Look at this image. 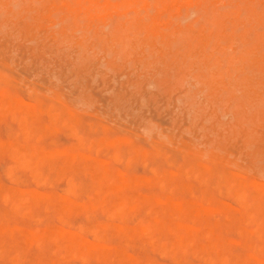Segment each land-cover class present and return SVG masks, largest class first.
Returning a JSON list of instances; mask_svg holds the SVG:
<instances>
[{
  "label": "rangeland",
  "instance_id": "rangeland-1",
  "mask_svg": "<svg viewBox=\"0 0 264 264\" xmlns=\"http://www.w3.org/2000/svg\"><path fill=\"white\" fill-rule=\"evenodd\" d=\"M19 1H21L22 3L21 2L19 3ZM24 1H26L25 3L27 5H24ZM47 1L46 0H39V1L38 0H29L27 2V0H0V16L4 15L3 17H0V31H1V33H0V51L3 52V53L0 52L1 53L0 55L2 57V58H0V64H3V65L8 64V65H6V68H7V66H9L10 68L9 69L5 68L4 71L6 70L7 74L9 75V73H10V75H11V77H9L10 75L8 76L7 74H5L6 72L4 73V71L2 69L5 66L1 65L0 70H2V71H0L1 72L0 73V77H1L0 78V85H2V83L4 84L6 81H8L7 77L11 78V80H13L12 77H14V78L16 77L19 80L18 81L16 79H14V82L16 83L15 87H14L13 81H12V84L10 83L11 81L8 82L10 84V86L8 84L9 88L7 86L8 90H10L9 93H7V91H8L7 89H5V92H4V90H2L3 88H5L4 85H7L6 84L7 82L3 85L4 87H2V89H0V95L1 96L3 95V92L6 94V96H4L5 94L2 96L1 102L2 101L3 102L1 103L2 105L0 104V135H1L0 136V142H1L0 143V152H2V153H0V193L2 192L0 194V228L2 229V230H0V245H2V246H0V249L4 248L5 250L3 249V251H1V252L7 253L6 257L2 253H0V255H1L0 258L1 259L4 258V260L0 259V264H18V263H16L17 258L19 260L18 262H21V264H22V262L24 264H39V263L40 264H93V263L94 264H96V263L97 264H107L108 261H109L108 264H147L148 262L150 264H174V263L175 264H181V263L182 264H207V262H208V264H211L213 262V260L215 262H217V264H226V262H228L227 264H255V263L257 264V261L259 262L258 264H264V262H263V260H264L263 259V257H264V216H263L264 215V207L263 206L264 205L262 204V202H264L263 201L264 200V198H263L264 197V190H263V188L255 190V188H261L264 186V174H263L264 173V171H263L264 170V168H263L264 167V135H263L264 134V96H263L264 95L263 94L264 93L263 92L264 91V51H263L264 50V27H263L264 26V0H222V1H224L222 3L219 0H209V1L208 0H204V1L200 0V1H197L198 3H196V1H195L189 5L186 4L187 7L185 6V4H180V5H178L179 8L177 6V8H178L177 10H176V7H174L172 4H170V5L168 4L165 7H163V8H166L168 6L166 8V10L163 8L162 9L160 8L161 11H159V12L157 11V10H159V6L155 5V3H154L156 0H154V2H153V0H150V1L147 0L146 1L147 4L145 5V7L140 8L141 13L144 15L145 12L148 10H149V12L154 11L155 13H159V14L161 13L160 15L162 17L165 16L166 18L165 17H163V18H165L167 20V21L165 20V23H163L164 25L163 24L160 25V27L162 25L166 26L165 28L162 26V28H164V30L161 28L160 31H157V32H151L150 30H149L150 32L149 31L146 32V30H143L145 28L141 27L142 25L139 27L134 26L135 28H134V30H132L133 27L131 26V23L129 24V22L126 21V18L129 17L130 14L128 16L124 15V17H123V15H121L122 13L110 12V14L105 16L106 20H104L105 17L103 19H101L100 17H97V16L89 17L88 15H86L84 10H82L83 8L80 6L73 5L74 7L72 6V10H69L67 7H64L63 4H59L58 2H60V1H58V0H56V2H54L52 0L51 1L47 0ZM240 1H243V2H240ZM41 2H43V3L40 6L39 3H41ZM217 2H219V3H217ZM33 3H37V5L33 4ZM150 3L153 5V7L151 6ZM10 4L11 5L15 4V5H13V7H12ZM21 4H23V6ZM193 4H195V5H193ZM230 4H232L233 7ZM19 5H21V6L19 7ZM50 5L52 7H50ZM192 5H193V7H191ZM223 5L225 8L223 7ZM53 6H54V8H53ZM240 6H242L245 10H247V11H245L246 13L244 12V9ZM257 6H259V7H257ZM17 7L20 10L22 8H24V10L27 9L28 13L26 11H24L23 9H22L23 11H19V10L17 11L16 10ZM31 7H37V9L34 10ZM140 7H143V6H140ZM194 7H195V9H194ZM13 8H15V10ZM57 8L61 11L62 10L64 11L66 9V11H64L66 13L69 10V13H67L66 15H68V16H69V14H71V15L69 17L67 16V18L64 19V17H66L65 13L63 14V12H62V14H61V11L55 12L56 10H58ZM78 8L80 10L79 12H81L80 14H82L83 16L78 15L79 14ZM181 8L184 10H186V9L187 10L184 11V10H181ZM202 8H204L206 10L204 11ZM3 9H5V11ZM12 9H13V11H12ZM30 9H31V13L28 11ZM196 9H199V12ZM240 10L242 13H240ZM14 11H16L17 13L19 12V15L16 14V15H18V17H16V15H15L16 12H14ZM42 11H44L43 14L41 13ZM9 12H10V14H9ZM20 12H23V13H20ZM59 12H60V15L58 14ZM82 12H84V13H82ZM169 12H170V14H169ZM185 12H187V13H185ZM204 12H205V14H204ZM228 12H229V14H230V12L232 14L229 15ZM36 13H38V15ZM51 13H53V14H51ZM73 13H75V16L73 15ZM118 13L120 14V16L118 15ZM177 13L180 15H177ZM8 14H9V16H14V17H11L13 22L11 19H9ZM27 14H28V16H27L28 18L25 19ZM29 14H30V16H29ZM46 14H47V16H46ZM167 14H169V15H167ZM188 14L190 15L189 18H187ZM197 14L198 15L200 14L201 16L199 15V17H198ZM239 14H240V16H239ZM63 15H64V17H63ZM76 15H78V16H76ZM208 15H209V17H208ZM48 16H50V19L48 18ZM79 16L81 17V19L79 18ZM210 16L212 19H210ZM215 16H216V18H215ZM21 17H23V18H21ZM31 17L32 18L35 17L36 21L34 20L35 18L32 20ZM76 17H78V18H76ZM190 17H192V18L190 19ZM57 18H58V21H61V19L63 20L62 21L63 25L61 24L62 22H58L55 20ZM68 18L70 19V21L65 22ZM75 18L77 20L79 19L78 20L79 24ZM115 18H117V19H115ZM171 18H174V19H171ZM198 18H199V22H197ZM8 19L10 21H8ZM16 19L19 20V22ZM202 19L203 20L206 19L205 22ZM28 20H29V22H28ZM121 20H123V21H121ZM225 20H226V22H225ZM261 20H263V21H261ZM30 21H31V23H30ZM96 21H98V23ZM102 21H104V22H102ZM168 21L170 22V25H169ZM213 21H214V23H213ZM41 22H43V24ZM80 22H82V23L80 24ZM106 22H107V24H106ZM108 22H110V23H108ZM166 22H167V24H166ZM172 22L174 25L173 24L171 25ZM184 22H185V25H182L181 23L184 24ZM195 22H197L198 25H196ZM217 22L219 24H217ZM227 22H228V24H227ZM19 23H21V25ZM54 23H55V25H58L59 28L57 26H55ZM73 23L76 26L75 31L76 32L78 31L79 33L73 32L74 31L73 29H75V26ZM121 23H122L123 27H122ZM18 24L21 26V28L22 27L23 28L20 29ZM64 24H66V25H64ZM77 24L79 25L78 27H77ZM111 24H113V27ZM114 24H115V26H114ZM180 24H181V26H180ZM193 24L196 25L197 27H193L194 26ZM207 24H208V27H207ZM216 24H217V26H216ZM259 24H261L262 29L257 30L256 28L259 27ZM52 25H53V30H52ZM68 25L70 27H72L71 29L73 31L70 29V27H68ZM48 26H50V27H48ZM60 26L63 27L62 30L60 29L61 28ZM169 26H171V27L169 28ZM220 26L223 28H221ZM240 26H242V27L239 28ZM12 27H13V30H11ZM15 27H16V29H15ZM17 27H19V30H17L18 29ZM37 27H38V29H37ZM64 27L66 28V31H65ZM103 27H104V29H103ZM124 27H126V28H124ZM167 27H168V29H167ZM172 27H174V28H172ZM9 28H10V30H9ZM34 28L37 29L38 31L35 30ZM178 28L182 29L181 30L182 32H179L180 30L178 31ZM225 28H227V30ZM2 29H4V31ZM41 29H43V30H41ZM115 29H117L119 31H117ZM82 30H84V31H82ZM105 30L110 31L112 33L107 32ZM142 30L144 31L143 33L146 32L145 36L142 33ZM204 30H206V31H204ZM63 31L65 33H67L65 36L68 40L66 38L64 39L65 33ZM90 31H91V33H90ZM125 31L127 32V34ZM199 31H200V33H199ZM235 31H238V32H235ZM44 32H45V36H44ZM46 32H47V34H46ZM178 32H179V34H178ZM186 32H188L187 35H186ZM219 32H221V33H219ZM243 32H246L247 34L243 35L241 38V34ZM58 33H60L61 35L58 36ZM81 33H83V34H81ZM89 33H90V35H89ZM129 33H131V36ZM133 33H136V34H133ZM138 33H139V35H138ZM154 33H155V36H153ZM157 33L159 34V37H157L158 36ZM180 33H182V34H180ZM184 33H185V36L183 35ZM211 33H213L212 34L213 35L212 41H211ZM217 33L219 35L218 37L216 36ZM249 33H251V35H253L251 38H250ZM23 34H25L24 37H23ZM35 34H37V36H35ZM70 34L74 37L70 38V36H71ZM225 34H227V39L222 40L223 39L222 37L225 36ZM67 35H68V37H67ZM87 35L90 38L92 37L91 35H93V37H92L93 40L88 38ZM149 35L152 37H150ZM206 35H208V37ZM47 36H49V37H47ZM53 36H56V37L58 36V37L53 38ZM84 36H85V38H84ZM97 36H98V38H95ZM111 36H112V39L111 38L110 39L112 41L109 39V37H111ZM133 36H134V38H132ZM237 36L239 37V39H237L238 42L235 39V38H238ZM32 37H34V38H32ZM80 37L84 38L83 39L84 42L80 41L81 40ZM105 37H107V38H105ZM125 37H129V38L131 37L130 40L132 42L129 40V38L127 40ZM178 37H180V38H178ZM94 38L99 40V42L101 40V42L98 44V41L95 40ZM116 38H118V39H116ZM120 38H122V39H120ZM188 38H190V39H188ZM44 39H46V40H44ZM70 39H71V41H70ZM176 39H179L178 43L176 42L177 41ZM241 39H243L244 41ZM90 40H92V42H90ZM118 40H121V41H118ZM126 40H127V42H126ZM192 40H194V41H192ZM202 40H203V43H202ZM137 41H138V43H137ZM179 41H181L182 43L180 44ZM185 41H186V43H185ZM218 41H221L222 43L218 42ZM248 41L250 42L249 44H248ZM58 42H60L61 44ZM89 42H90V44H93L97 49L93 45L90 46ZM115 42L118 45L116 44V46H115V44H114ZM121 42H122V44H119ZM159 42H162V43H159ZM163 42L166 43L167 45L164 44ZM191 42L193 43L192 46H191ZM245 42L247 43L246 46H245ZM77 43L78 44L83 43V45H81L82 47H80V45H78ZM176 43L178 45L179 44L180 45L179 46L176 45V47H174ZM207 43H208V45H207ZM223 43H224V46H223ZM231 43H233V44L230 46ZM239 43L242 44L241 47H240ZM243 43H244V45H243ZM84 44H85V46H84ZM95 44H97V45H95ZM100 44H102V46ZM119 45H121V46H119ZM146 45H147V48H146ZM171 45L172 46L174 45L173 46L174 49L172 48ZM209 45H210V49H209ZM227 46L228 47L230 46V48L227 49L226 48ZM262 46H263V48H262ZM14 47H15L16 51L14 50ZM104 47H106V48H104ZM108 47L111 48L110 51H108L109 50ZM87 48H90L93 50L92 51L90 50V53H89V51H87L89 49H87ZM99 48L100 49L102 48L103 50H100ZM260 48H262L263 50ZM22 49H23V52H22ZM115 49H117V50H115ZM164 49H165V51H164ZM178 49H180L182 51H180V50L178 51ZM256 49H258V50H256ZM42 50H44V51H42ZM81 50H83V51H81ZM154 50H156V51L154 52ZM166 50L168 53L166 52ZM214 50L218 51V53L220 52L221 53V54L219 53L220 55H222V54L223 55L220 56L217 52L214 53L213 52ZM230 50H232V51L234 50V51L232 52ZM236 50H238L239 52ZM247 50L250 51L249 52L250 55L246 54V53H248ZM259 50H260V52H257ZM86 51H87V53H85ZM183 51H184V53H183ZM235 51H236V53L237 52L238 53L235 54ZM109 52L111 53V55ZM151 52H152V54H150ZM185 52H187L186 56H185ZM188 52H189V54H188ZM226 52L228 53L227 55L225 54ZM13 53L15 55L16 54L17 55L15 56ZM42 53H44V54H42ZM155 53H156V55H155ZM170 53H171V55H170ZM85 54H87V55H85ZM106 54H108V55H106ZM118 54H119V56H118ZM126 54H128V55H126ZM148 54H150V56L148 57L149 60H148V58H146L148 56ZM244 54H246V55H244ZM252 54H253V56H251ZM10 55H12V56H10ZM65 55H66V57H65ZM113 55H114V57H113ZM193 55H196V56L193 57ZM178 56H179V58H178ZM182 56H183V58H182ZM211 56H213V57L211 58ZM241 56H244V57H241ZM186 57H188V58H186ZM222 57H224V59H222ZM12 58H13V60H12ZM77 58H79V59H77ZM80 58H83V59H80ZM181 58H182V60H181ZM225 58H227V61ZM3 59H6V60H3ZM186 59H188V61H186ZM23 60H25V61L23 62ZM151 60H153V61H151ZM222 60L224 61V63L226 61L225 65L222 62ZM5 61L9 62V63H5ZM12 61L14 63V64L12 63L13 66L10 63ZM157 61H158V64H157ZM168 61H169V63H168ZM170 61H172V62H170ZM2 62H4V63H2ZM74 62L75 63L77 62V63L75 64ZM140 62H141L142 67L140 66ZM159 62L160 63L162 62L161 63L162 66L160 65ZM213 63H216L215 67L212 66ZM20 64H22V65H20ZM170 64H172L174 67ZM222 64L224 65L225 69L223 66H220ZM165 65H167V66L165 67ZM229 65L232 66L231 70H229L231 68V67H229ZM244 65H247L246 70L249 68L254 69L253 71H252V69L251 70L249 69L252 75L250 74L249 70H247V71L245 70ZM171 67L175 68V69H170ZM212 67H214V68H212ZM222 67H223V70L226 71L225 75L227 77L226 76L224 77L225 71H223V72L221 71ZM243 67H244V69H243ZM219 68H220V70H219ZM193 69H195V71H193ZM233 69H235V70H233ZM190 71H191V73H190ZM206 71H208V72H206ZM232 71L233 72L235 71V72L233 73ZM240 72H241V74H240ZM232 73H233V75H232ZM206 74H208V76H206ZM237 74H240V75H237ZM176 76H177V78H176ZM22 78H23V81H22ZM232 78H234V79H232ZM30 79H31V81H30ZM177 79H178L180 85L177 82ZM179 79H181V80H179ZM158 80H161V81H158ZM259 80H260L261 84L258 83ZM148 81H150V82H148ZM166 81L169 83H166ZM18 82H19V86L20 85L23 86L24 83L25 84L28 82H31V83H28L29 85L23 86V89H22V87L21 88L19 87V89H20L19 90L18 89ZM20 83H22L23 85ZM28 86H30V87L32 86L31 89H28V88H30ZM25 87L26 88L28 87L27 88L28 92L26 91L27 94L25 92V90H27ZM35 88L37 90H35ZM52 88H54V89H52ZM32 89H34L36 92H34V90H32ZM29 91H30V93H29ZM56 91L58 92V95L55 94ZM201 91H204L205 94H204V92H201ZM33 92L35 93V97H36V95H38L37 98L39 100L37 99V101L38 102L40 101L42 103H38V102L33 101L34 97H33V95H31V93L33 94ZM37 92H39V94H36ZM48 92L49 93L51 92L50 96L48 95ZM40 93H42V96L44 95V97L47 96L46 99L43 98ZM8 94H10V98H9ZM54 94L57 96H55ZM218 94H219V96H218ZM39 95L41 96L42 100H40ZM53 95L55 97L59 96L58 98L60 100H57L58 98L54 99L55 97ZM48 96H49V98H48ZM20 97H22L27 103ZM205 97L207 98V100ZM233 97H237V99H235ZM81 98H83V99H81ZM10 99H11V102H10ZM48 99H49V101H48ZM45 100H47V101H45ZM61 100H62V102H61ZM64 100H66L68 103L66 102L67 103L66 104L64 102ZM6 101L8 102V105H7ZM28 102H30L31 107H30V104ZM49 102H50V104H49ZM216 102L219 103V104L217 103L218 106L215 105ZM260 102H262V106H260L261 105ZM14 103H16V104H14ZM52 103H55L56 106H54V104H52ZM5 104H6V106H5ZM13 104L16 106L13 107ZM51 104L55 107V109L52 107ZM213 104H214V107H213ZM21 105H22V108H21ZM72 105H75L77 107L72 106ZM194 105H196V106H194ZM208 105H209V107H208ZM250 105L253 106V109ZM23 107H25L28 110L22 111V109H25ZM212 107H213V109H212ZM229 107L231 110L229 109ZM250 107H251V109H250ZM206 108H207V110H206ZM10 109L13 110L14 112L13 111L11 112ZM39 109H41V110H39ZM68 109L72 112L67 111ZM197 109H199V110H197ZM203 109H205L206 111ZM31 110H33V111L31 112ZM147 110H148V112H147ZM4 111H7L8 115ZM8 111H10V113ZM18 111H20L21 113L19 114ZM16 112H18V113H16ZM28 112H30V113H28ZM55 112L56 113L58 112L59 114L58 113L55 114ZM205 112H207V113H205ZM199 113L202 115H199ZM17 114L19 116H17ZM26 114L28 115V118H27ZM47 114L50 116V119H49V116ZM54 114L58 115V120ZM196 114H197V116H196ZM20 115L22 116V120H24L23 122L25 124H23V122L20 118ZM100 115L102 117H104V119ZM6 117H8V121L6 120L7 119ZM35 117H36V119H35ZM201 117L203 119H201ZM206 117H208L209 119ZM62 118L65 121H63ZM12 119H14V120H12ZM20 120H21V122H19ZM49 120H51V121H49ZM192 120H194V121H192ZM35 121H37V122H35ZM61 121H62V124H61ZM196 121H198V122H196ZM217 121H218V123L220 122L219 123L220 125H218V123L217 124L215 123ZM4 122H8V124L5 123V124H7V125H5ZM63 122H65V123H63ZM192 122H194V123H192ZM205 122H208V124H206ZM244 122L247 123V125L243 124ZM9 123H11V125L14 126V128L19 126V124L23 125L24 127L26 126L27 128L25 127L26 128L25 130L28 131L27 133L29 135L26 133V131H24V129L23 130L17 129L16 132H14L13 127ZM195 123H196V126H195ZM201 123H203V124H201ZM233 123H235V125L236 126L238 125V126L234 127ZM32 124H33V126H32ZM56 124H58L59 126ZM224 124H226V125H224ZM8 125H9V128L12 130V132L10 131L9 128H6V127H8ZM37 125H39V126H37ZM44 125H47V126H44ZM48 125H49V127H48ZM152 125H154L153 127L155 129L158 128V130L157 129L153 130L154 128H152ZM201 125H202V127H201ZM23 126H22V128H24ZM29 126H31L32 128ZM56 126H58V127H56ZM99 126L101 127V130L103 129L102 131H100ZM147 126H149V128H147ZM104 127H105V129H104ZM197 127H198V129H197ZM200 127L202 128L203 131L201 130ZM19 128H21V127L19 126ZM29 128H30V130H29ZM204 128H206V129H204ZM211 128H213V129H211ZM84 129H86V130H84ZM108 129H110V130H108ZM141 129L144 131H142ZM150 129H151V131H150ZM182 130H184V131H182ZM22 131H24L23 134H22ZM29 131H31V132L33 131L32 132L33 134L30 133ZM148 131L150 134L147 133ZM204 131H205V133H204ZM9 132L12 133V136L5 134V133L10 134ZM144 132H146L147 134ZM16 133L19 135V137ZM170 133H171V135H169ZM213 133L214 134L216 133V134L214 135ZM223 133H224V137H223ZM80 134H82V135H80ZM136 134L138 136H136ZM24 135L26 136V138L28 137L27 140L25 139V137H23ZM144 135H146V136L140 137V136H144ZM148 135H150L149 138H148ZM192 135H195V136H192ZM205 135L207 136V138ZM29 136H31V137H29ZM33 136H35V137L39 136V138L37 137L38 141L33 139L34 138ZM51 136L53 139L51 138ZM117 136L122 137V140H121V138H118ZM153 136H154V139H156V138L157 139L154 140L152 138V140L157 142L156 143L157 145L159 144L158 146L156 145L157 147L154 146L155 148L151 146V145H153V143L155 144V142L152 140H148V139H151V137H153ZM165 136H166V138H164ZM178 136L181 137V140H180V137H178ZM123 137H125L127 139V141H125V138H123ZM159 137L160 138L162 137L161 138L162 142L160 141ZM176 137H177V139H176ZM195 137H199V138L197 139ZM231 137H234V139ZM171 138H173L175 141L173 139L171 140ZM182 139L185 141L182 142ZM237 139H238V141H237ZM102 140H103V142H102ZM107 140L109 143L107 142ZM157 140H159L160 142ZM214 140H215V142H214ZM11 141H12V143H11ZM92 141L95 143H92ZM176 141L178 142L177 144H176ZM180 141H181V143H180ZM187 141L188 142L193 141V142L187 143ZM212 141L214 142V146H213ZM230 141H232L231 142L232 144L230 143ZM7 142L9 144L10 143L11 144L9 145ZM104 142H106V143L104 144ZM119 142H121V143H119ZM123 142L126 145H124ZM194 143L196 145V146L194 145L195 147H193ZM121 144H122V146H121ZM131 144L133 146H135V144L137 145L135 147V149L132 147ZM187 144H189V145H187ZM248 144L250 147H252V149L251 148L248 149V147H249ZM250 144H252V145H250ZM114 145H116V147H117L116 150L114 149L116 151V153L113 151V149H111V151H113V152H111V153H113L111 155L110 148H114L115 147ZM123 145H124V147L125 146H128V147L124 148ZM161 145H163L164 148H161V147H163ZM170 145H172V146H170ZM208 145H209V147H208ZM107 146H110V147H107ZM121 147H122V149L124 148L125 151H123L124 150L123 149L122 150L123 152H122ZM130 147H132V148H130ZM206 147H208V148H206ZM210 147L214 150V154L212 155L214 158L213 157L210 158L211 154L213 153ZM221 147L223 149L222 151L225 150L226 152L220 151ZM11 148L12 149L16 148L14 150H17V155H14V153H12V151H14V150H12ZM21 148H23L24 150L22 151ZM39 148H40V150H39ZM128 148L131 149L133 152L131 150L128 151ZM177 148H179V149H177ZM187 148H189V149H187ZM193 148L195 149V151L194 150L190 151V149L192 150ZM229 148L230 149L232 148L233 150L232 149L230 150ZM94 149L96 150V153L94 152ZM145 149H146V151L144 152ZM155 149H157V150H155ZM103 150L106 152L105 153L106 155L103 154L104 152L102 153ZM117 150L121 151L123 154H121V152H120V154H121L120 155ZM137 150H139V152ZM141 150H143V151L141 152ZM160 150L162 151V153L160 152ZM97 151H98V153H97ZM127 151H128V153H127ZM130 151H131V153H130ZM157 151H159L160 153ZM163 151H164V154H163ZM165 151H168V152H166V154L169 153L170 156H169V154L166 156ZM173 151H175L174 154H172ZM176 151L178 152V155H177ZM215 151H218V152L216 153ZM188 152H189V156H190L189 160L187 159L189 157L187 155ZM192 152H193V154H192ZM256 152L260 155H258ZM141 153H143L145 155H143ZM151 153H153V155H151ZM158 153L160 155H157ZM196 153H198V154H196ZM203 153H204V155H203ZM244 153H247V154H244ZM135 154H138V155H135ZM205 154H206V156H205ZM221 154H223L224 156ZM20 155H24V159L28 162V164L25 162H22L20 160L18 161V156H20ZM49 155H51V156H49ZM91 155H93V156H91ZM154 155H156V156H154ZM164 155L167 158V160H166V158H164ZM214 155H216V157ZM220 155L224 157V158L222 157L223 158L222 160L220 158L221 157ZM241 155H242V157H241ZM249 155H251V156H249ZM86 156H88V157H86ZM110 156L113 157L115 161ZM147 156H149V157H147ZM151 156H153V157H151ZM160 156H162V157H160ZM171 156H173V158ZM178 156H179L180 160L182 159V157L183 158L186 157V158L184 160L182 159L183 161H180L178 159ZM208 156H209V159H208ZM226 156H228L229 159H230V157H232V156L233 157L229 160L228 158L226 159ZM30 157H31V159H30ZM95 157H96V159H95ZM108 157H110V158H108ZM117 157H120V159L118 158L120 161L118 159H116ZM134 157H136L138 160L135 159ZM138 157L139 158L142 157V158L139 160ZM201 157L202 158L207 157V159L206 158L201 159ZM36 158H38V160ZM97 158H99V159H97ZM145 158H146V160H144ZM149 158L151 159V161ZM157 158H158V160H157ZM168 158H169V160L171 159V162L168 161ZM241 158H243L242 161H241ZM257 158L260 160H258ZM106 159H108V162ZM122 159H124V160L126 159L128 162H130V163L127 162V164H129L131 166L127 167L126 162L124 160H123L124 163H120V162H122ZM232 159H233V161H232ZM235 159H237V161L239 160V163L237 161H234ZM64 160H66V163H64ZM116 160L119 161L118 163H120V164H118L116 162ZM42 161H43V163H41ZM141 161H143V162H141ZM229 161L230 162L232 161V163H228ZM106 162L108 165L106 164ZM200 162H203L204 164L200 163ZM91 163H93V164H91ZM133 163H135V164H133ZM161 163H163L162 166H164V168H161V170L159 172H157L158 171L157 169H160L157 167H159ZM179 163H180V166L178 165ZM185 163H187L186 166H185ZM224 163H228V164H224ZM121 164H123V165L125 164L124 167H127V169H128L127 172L128 173L130 172L129 174L127 172H125L126 168L123 169L124 167ZM181 164H182V166H181ZM191 164H193V165H191ZM207 164H209L210 167ZM237 164L238 165L241 164L239 166L241 168H239L237 166ZM258 164H259V166H258ZM61 165L64 167L60 168ZM145 165L147 166V168ZM200 165H203L204 167L200 166ZM242 165H244V167ZM249 165H251V167ZM254 165H255V167H254ZM118 166H120V167H118ZM153 166H155V167H153ZM162 166H160V167H162ZM176 166H178V167L176 168ZM205 166H207V167H205ZM34 167H36V168H34ZM132 167L134 169H132ZM216 167H218V169ZM149 168H151V171ZM154 168H156L155 171L157 173H154ZM166 168H168V169H166ZM189 168L191 171L188 170ZM203 168H204V170H203ZM219 168H221V169H219ZM250 168H251V170H250ZM259 168H262V169L259 170ZM103 169L105 171L107 169H109V171L107 170L105 172ZM193 169H195V170H193ZM243 169H244V172H243ZM252 169H254V170H252ZM85 170H87V171H85ZM169 170H170V172H169ZM174 170H175V172H174ZM198 170H200V171H198ZM201 170H202V172H201ZM212 170H214V172L217 170L215 172L216 174L220 173L219 176L217 174L218 178H217L216 174L214 176V173L211 172ZM232 170H235V171H232ZM256 170L259 172H257ZM117 171H118V173H117ZM146 171H148V172L146 173ZM204 171H206V172L204 173ZM231 171H232V173H231ZM253 171H254V173H253ZM57 172H58V174H57ZM84 172H86V173H84ZM121 172H123L122 173L123 175L121 174L122 176H120ZM144 172L146 173V175ZM172 172H174V173H172ZM196 173H197V176H196ZM207 173H208V178H209L208 181H210V185H209L208 181H205V179H207ZM233 173L234 174L238 173V174L234 175ZM94 174H95V176H94ZM103 174L105 175L104 177L102 176ZM160 174H162V176H160ZM210 174L213 175L214 179L212 178V176L210 177ZM129 175L131 177L135 175L134 177H132V179L135 181L131 180L130 177H127ZM200 175H201V177H200ZM247 175L249 176V178ZM260 175L262 178H259ZM100 176H102V177H100ZM143 176H144V179H143ZM146 176H147V178L149 177L148 178L149 180L146 178ZM186 176L188 177V179L190 181L186 178ZM193 176L194 177L196 176L195 179H192V178H194ZM228 176L230 179L228 178ZM234 176H236V178ZM83 177H85L86 179ZM118 177H121V178L118 180ZM227 178L229 179V183L227 181L228 180ZM83 179L86 182L83 181ZM87 179H89V180H87ZM94 179H96V180H94ZM98 179H100L102 181V182L100 181L102 185L97 181ZM111 179L113 180L112 182H111ZM238 179L241 180L240 182L246 181V182H244L245 185L244 186H243V184L240 185V182ZM90 180H92V181H90ZM115 180H116V183H115ZM156 180L158 181V183H154V182H156ZM195 180H197V181H195ZM198 180H202V181H198ZM218 180H219V183H221L220 181L222 180L223 186L219 185L218 183H214V181L218 182ZM256 180H258V181H256ZM194 181L197 183V185L194 184ZM225 181L227 184L223 183ZM74 182H76V184ZM77 182H79V185L81 187L79 186V187H76L74 189L73 184H75V186H77V184H78ZM97 182H98V184H97ZM110 182L113 185L115 184L114 187L111 184V186L113 188L109 187ZM129 182H131V184ZM160 182L163 184L167 183L166 185L169 186V188L166 185H162ZM206 182H208V183H206ZM212 182H213V184H212ZM237 182H238V184H237ZM247 182L252 183V184H249ZM91 183H92L91 187L93 189L95 188V194L97 195V196L95 195V197H97V198H95L93 196L94 190L89 188ZM152 183L155 185L158 184L157 185L158 188H155V185H153ZM199 183L200 184L202 183L203 185L202 184L200 185ZM231 183L235 184V187ZM254 183H255V185H254ZM86 184H87V186H86ZM117 184H119V185H117ZM224 184H226L225 185L226 187L224 186ZM257 184L259 185V187ZM69 185L72 188V190L68 191V196L72 201V203H71L72 206H71V209L67 208L64 211H61V210H59V208H57L55 199H49L50 202L52 203L51 204V203H49L48 199H39V200H33L32 201L31 198L26 197L27 199H25V204L23 201V202L19 203L17 206H14L11 197L4 196V195H6L5 193L10 189H25V190L34 189V190L39 191V192H44V193L56 196L58 194H61V193L64 194L65 192H67V190H68L67 187ZM160 185H162V187H160ZM213 185H214V188H213ZM215 185L217 188H215ZM260 185H262V186H260ZM140 186H142V187L147 186L148 188H146V189H149L152 192H150L149 190H146L144 187H143V190L141 191L142 188L140 189ZM163 186L168 188V190L164 189ZM173 186H174V189L172 188ZM219 186L221 187V189H219ZM229 186H231V187L233 186V188H231ZM18 187H20V188H18ZM105 187H107V188H105ZM120 187H122V188H120ZM170 187H171V189H170ZM182 187H184V188H182ZM237 187H239V188H237ZM111 188L114 190V192H112ZM114 188H117V189H114ZM133 188H135V189H133ZM160 188H163L165 192L163 191V189L160 190ZM205 188H206V190L208 189L209 191H206ZM226 188H227V190H226ZM249 188L250 189L252 188V190H249ZM61 189L64 192L63 191L61 192ZM96 189L100 192L96 191ZM182 189H184V190H182ZM191 189H192V193H191ZM203 189L205 191H204V193L202 191L203 195L201 196L202 193L201 194H199V193ZM223 189L226 190L228 193L226 191H224ZM230 189H231V191H230ZM80 190H83V191H80ZM153 190H157V191H153ZM173 190H174V192H173ZM218 190L219 191L222 190L220 192L221 194L219 193ZM236 190H238V191H236ZM258 190L260 192H258ZM72 191L75 192V193H73L75 196H73V194L71 193ZM78 191H80L79 194H81V192H82L81 196L79 197L81 199L78 198L79 195L76 197V195L78 194ZM140 191L144 193L143 197L140 195L141 194ZM171 191L173 193H171ZM198 191H200V192H198ZM235 191H236V193H235ZM243 191H246V192H244L245 194L243 193ZM116 192H117V194H116ZM146 192H147V196H144L146 194ZM193 192H194V195H193ZM214 192H216V193H214ZM239 192H240V194L238 195ZM247 192H249V194L251 195V200H249L250 195H248ZM84 193L88 196H86ZM100 193H101V195H100ZM179 194H181V196L183 194V196L181 197ZM224 194H226V196H224ZM227 194H229L230 196H228ZM235 194L237 196H235ZM105 195H106V197H105ZM138 195H140V196H138ZM197 195H198V197H197ZM243 195H247L248 197L245 196V198H244ZM254 195L257 198H255ZM89 196L93 199L92 200L93 202L89 199ZM120 196L125 198V200H126L125 205H126L127 209H125L123 211V213L121 212V214H118L119 212L116 210L117 208H116L115 204L118 203V201L120 200V198H121ZM176 196L178 199L176 198ZM184 196H187V197H184ZM234 196H235L236 200H235V198H233ZM133 197L134 198L138 197V198H137V200H135ZM146 197H148V199H146ZM155 197H157V198H155ZM200 197L203 200L201 199V201H200ZM253 197H254V199H253ZM51 198H54V197H51ZM82 198H84L83 201H82ZM213 198H215V199L213 200ZM165 199H167V200H165ZM168 199L171 200V202L175 203L174 209H171V205H173V204H171V202L168 201ZM188 199H189V201H187ZM258 199H260V200L258 201ZM172 200H177V201H172ZM194 200H195V202H194ZM222 200H224V201H222ZM237 200H238V202H237ZM252 200H253V202H252ZM255 200L257 201L256 204L259 202V205H260V201L262 200L261 205H263V206H257L254 202ZM6 201H7V203H6ZM113 201L115 202V204ZM137 201H138V203H137ZM156 201H160V202H156ZM190 201H193V202H190ZM226 201L231 202V203L228 204ZM239 201L241 203L245 204V206H244L245 208L243 207V205ZM246 201H248V202H246ZM250 201L252 202L254 207L252 206V204H249ZM80 202L84 203V204H80V206L82 208L79 207V205H78V203H80ZM89 202H91V204ZM161 202H164V204L162 203V205H160ZM99 203H100V208H99ZM156 203H157V205H156ZM196 203L199 205L196 206ZM211 203H213V204H211ZM214 203H215V207H214ZM47 204H48V207H50V209H46L48 207L45 208V205H47ZM53 204H54V206H53ZM136 204H137V206H136ZM180 204H181V206L183 204H185V205H183V207H180ZM232 204H234V205L232 206ZM240 204L242 205V208H244V209H246V207H248V205H250L249 206L250 208L248 207V209H246V212L244 213L243 211H245V210L243 209L241 211L240 209H242V208H239V207H241ZM246 204H248V205L246 206ZM86 205H87V207H86ZM90 205L92 208L90 207ZM22 206L23 207L25 206V207L23 208ZM75 206H78V207H75ZM128 206H130V207L128 208ZM177 206H178V208H177ZM217 206H219V207L221 206V208H219ZM235 206H237V207L235 208ZM261 207L263 209V210L261 209L262 211H260V209H258ZM104 208H105V210H104ZM107 208L109 210H106ZM139 208H141V209L139 210ZM154 208H155V210H154ZM234 208L236 209V211L234 210L235 212H233ZM237 208H239V209H237ZM38 209H39V212H38ZM68 209H69V211H67ZM185 209H186V211H185ZM189 209H190V211H189ZM225 209H226V211H225ZM256 209H258V210H256ZM86 210L87 211L90 210V212H88L90 214L86 213ZM115 210H116V213H115ZM153 210H154V213L151 212ZM181 210L185 211V212L183 213V212H181ZM200 210H202V212H200ZM73 211H75V212H73ZM137 211L140 212L141 215ZM148 211H149V213H148ZM93 212H94L95 216L93 215ZM113 212H114V214H113ZM191 212L197 216H194ZM223 212H224V214H223ZM32 213H33V216H35L36 218H34L32 216ZM79 213H80V215H79ZM81 213H83V215ZM97 213H100V214H97ZM178 213H180L181 215L180 214L179 215L184 217V219L182 217H180L178 215ZM189 213L192 214L194 216V218ZM200 213L201 214L204 213L203 215H205L207 213V215H205V217L204 216L202 217V215ZM236 213H238V215ZM251 213H253L254 215L256 214L255 216H257V217L254 218V215ZM28 214H30V215L28 216ZM59 214H62V218H64V219L66 218L68 222L75 223V226H73L74 225L73 223H71V224H73L71 226L70 223H68L67 221H64V219L60 218L61 216ZM108 214L110 215V218H111L110 220H109V218H107L109 216ZM240 214H241V216H240ZM242 214H244L245 216ZM250 214L253 216L252 218H254L255 220L252 221L251 217H250L251 219H249V216H251ZM56 215L60 216L59 218L62 219L61 220L62 223L59 221L60 219ZM99 215H100V218L98 217ZM102 215H103V217H101ZM114 215H115V217H114ZM154 215H156V216H154ZM175 215H176V217H175ZM177 215L183 221H185L191 225H194L195 229L198 226L197 227V233H196V230H193L194 234H195V238L193 240L194 244L192 243V240H190L191 242L187 241L186 244L183 246L184 248L178 247V246L174 245V243H173L174 242L173 239L175 238V234H174V232H175L174 228L175 227H173L172 223H174V221L180 220L177 217ZM84 216H86L85 219H84ZM90 216H91V218L92 217H95V218H93V219L88 218ZM124 216L126 218H124ZM189 216H190V218H188ZM45 217H46V219H45ZM80 217H81V219H80ZM157 217L159 218L158 220H157ZM32 218H34L37 223L35 221H34L35 222L34 223ZM82 218L84 219V222L83 221L77 222V220H83ZM145 218H147V219H145ZM149 218H151V219H149ZM261 218L263 220H261ZM39 219H41V221H43V222H39ZM121 219L124 221L123 222L120 221ZM154 219H156V220H154ZM194 219L195 220L197 219V220L195 221ZM211 219H214V220L212 221ZM258 219L261 220V222ZM48 220H49V222H48ZM134 220H135V222H134ZM198 220L200 223L198 222ZM224 220L226 222H224ZM114 221L120 223L123 226L125 225L126 227H129V229L125 232L119 230L117 227L121 226V225L116 223V225L118 224V226H115L114 225L115 223H113ZM211 221L213 222V224ZM228 221H230V222H228ZM47 222L48 223L51 222V223L48 224ZM109 222H111V223H109ZM136 222H137V224H139V222H143L144 224L149 222L147 224L150 225L148 228L150 230H147V229L144 231L138 230L137 227L140 226L141 224L142 225H144V224L141 223L139 225H136L135 224ZM96 223L97 224L105 223V224H100L101 226H104V227H100V225L98 226ZM162 223H163V225H162ZM202 223H204V224H202ZM227 223H228V225H227ZM239 223H242V224L239 225ZM256 223H258V224H256ZM14 224L18 225L19 228H18V226H14ZM37 224H40V225H37ZM44 224H46V225H44ZM76 224H77V226L79 225L78 226L79 228L76 226ZM82 224L86 225L87 229H83L85 226L82 227ZM134 224H135V227H133L134 228L133 229L132 226H134ZM68 225H70V227ZM167 225H169V227H171V230H169L170 228H168ZM7 226H9V227H7ZM22 226H24L25 228H23ZM28 226H30V227H28ZM42 226L43 227H45V226L50 227L51 226L50 228L62 227L64 230H72V231L74 230V231L79 232L84 238L88 237L86 239H88L89 241L97 240L95 238V236L97 237V235H95V234H98V236L100 235V237H98V241L102 245L95 247V248L99 247L100 248L99 251L95 252V248H94V250H92L90 248V250H87V251L85 248H83V249L79 248V249H81V250H79L81 252L78 253L79 251H77V248L75 249V246L69 248L65 245L66 246L65 247L64 241L62 239L55 240L51 237H47L43 242H44L45 246L49 247V249L47 247L43 246L44 244H41L43 248L41 247V249H38L39 248L38 242H36L35 240H27L26 239L27 236L25 237V235H22V234H26V233H24L23 229H27V230L31 229L32 231H34L35 227L36 228L39 227V229H40V228H43ZM218 226H219V228H218ZM80 227H82V229ZM230 227H232V228H230ZM256 227H258V228H256ZM9 228L12 230H10ZM32 228H34V230ZM88 228H93V229H90V230H92V232L94 231V229L96 230V228L97 229L99 228V231L96 230L97 231L96 233H94V232L92 233ZM158 228H159V230H158ZM202 228L207 230L205 234H204L205 231ZM39 229H37V230H39ZM105 229L109 230L110 236L113 235V236H111V238L109 237V239H108V236H109L108 233L109 232H107L108 230H106L107 233H105ZM81 230L82 231L84 230L85 232L83 231L84 233H82ZM157 230L161 231L162 235L159 232H157ZM20 231H21V233H19ZM149 231L152 234L151 237L147 233ZM209 231L211 232L212 235H214V237H216V239H220V240H218L219 246L217 245L215 248H212V249L211 248L209 249L207 246V248L205 249L204 247H201V246H202V244H207L208 233H210ZM222 231L224 233H222ZM247 231H248V233H247ZM143 232H145V233H143ZM172 232H173V234H172ZM104 233H105V235H104ZM200 233H201V236H200ZM202 233L205 236H203ZM11 234H12V236H9ZM128 234H130V236H132V237L129 238L130 236ZM144 235H145V237H144ZM158 235H160L161 237ZM227 235H229V236H227ZM242 235H243V237H242ZM92 236H93V238H92ZM133 236H134V238H133ZM146 236H147V238H146ZM221 236H223V237H221ZM240 236H241V238H240ZM259 236L262 237L261 240H260V238H258ZM112 237L113 238L115 237L114 242H111L113 240ZM249 237H251V239ZM152 238H154L155 240H153ZM221 238H223V239H221ZM230 238H232V239H230ZM16 239L18 240L19 245L16 242ZM106 239L109 240V243L111 242V244H109ZM149 239H152L150 241V243H149ZM201 239L205 240L206 243L204 241H200ZM228 239H230V240H228ZM236 239L239 242H237ZM25 240H26V242H25ZM51 240H52V242H51ZM101 240H102V242H101ZM117 240H120V241L118 242ZM250 240H252V241H250ZM53 241H56L55 243L59 242V244L61 246L59 245L60 246L59 247ZM125 241H130L127 243H129V244L131 243V245L127 246V243L125 244ZM152 241H154V243H151ZM161 241H164L163 242L164 244L161 243V245H160ZM165 241H166V245H165ZM249 241H250V243H249ZM49 242H50V244H49ZM196 242H197V244H196ZM33 243H35V244H33ZM134 243L137 245V247H135L136 245ZM233 243H237V244H233ZM108 244L111 245V247L108 246ZM144 244L147 245V248H146V246L144 248ZM198 244H200V245L198 246ZM222 244H225L224 247ZM231 244L233 246H231ZM34 245H35V247H34ZM49 245H51L53 248ZM162 245L166 246V248H165L166 250L163 248L164 246L162 248L160 247ZM170 245H171V248H170ZM243 245H244V247H243ZM104 246H107L106 248H108V249L104 250ZM172 246H174V247H172ZM195 246L197 248L199 247L197 252L200 251V253H202V255L201 254L199 255V252L197 253L195 251V248H196ZM225 246H227V248H225ZM235 246H236V248H235ZM247 246H249V247H247ZM31 247H33L32 250L30 249ZM128 247H129V249H128ZM131 247H132V250H131ZM139 247L140 248L143 247L144 249H142V248L139 249ZM10 248H11V250H10ZM55 248H56V252L54 251ZM153 248H155L156 250ZM159 248L162 250V252ZM169 248H170V250L171 249L172 250L168 251ZM230 248L232 249V251L234 253L231 252ZM234 248L237 250H235ZM44 249H46V250L44 251ZM47 249L48 250L51 249V250L48 251ZM109 249H111V251H109ZM186 249L189 251V254H188V251ZM218 249L221 250V255L217 254ZM227 249H228V251H227ZM40 250H41V252H40ZM96 250H98V249H96ZM137 250H139V251L137 252ZM154 250H155V252L152 254V252ZM206 250H209V251H206ZM225 250H226V252H225ZM43 251L46 252L47 258L45 256H42ZM52 251L55 253H53ZM73 251L77 255L73 254L74 253ZM100 251L108 252V253L106 256H104L102 254H96L98 252L100 253ZM156 251H158L159 253L156 254ZM177 251L180 252V253L178 252L179 256L176 253ZM247 251H248V253H247ZM259 251H260V253H259ZM37 252H40V253H38L39 255L37 254ZM130 252L133 253V255L135 254L134 256L132 255L133 258L132 257L130 258V256H131ZM164 252H167V253L163 254ZM182 252H185V253L183 254ZM16 253L18 255L17 258L14 256ZM126 253L129 255H127ZM60 254H62V255H60ZM72 254L74 255V257L72 256ZM139 254H141V255H139ZM160 254H161V257L164 255L165 256L167 255V256L164 258L162 257V259H159ZM176 254H177V256H176ZM63 255L65 257L62 258ZM171 255L174 257H178V258L171 257ZM192 255H194L193 257L195 259L193 260V258H191L192 260L190 261V257H192ZM196 255L197 256L199 255L198 256L199 258ZM203 255L207 256V258H208L207 261H205L207 258H204V260H203V257H202ZM2 256H4V257H2ZM79 256H80V258H79ZM96 256H97V258H96ZM113 256H114V258H112ZM182 256H183V258L178 260ZM210 256L212 257V259ZM247 256H249V257H247ZM7 257H9V258H7ZM89 257L94 258L95 260H92ZM185 257L187 259L184 262L183 259H185ZM87 258H89L90 260H88ZM127 258H129V259H127ZM173 258L176 259V261ZM12 259H14L13 261H15V260L16 261L12 262ZM22 259H23V261H22ZM97 259H99V260H97ZM119 259H121V260H119ZM131 259L136 260V261L135 262L130 261ZM143 259H145V260H143ZM196 259H197V261H196ZM243 259H244V262H243ZM41 260L44 261V263H42ZM187 260H189V261H187ZM198 260H200V261H198ZM225 260H226V262H225ZM235 260H237V261H235ZM179 261H181V263H178ZM186 261H187V263H186ZM222 261H224V263H222ZM89 262H91V263H89ZM209 262H211V263H209ZM213 264H216V263L213 262Z\"/></svg>",
  "mask_w": 264,
  "mask_h": 264
},
{
  "label": "bare ground",
  "instance_id": "bare-ground-1",
  "mask_svg": "<svg viewBox=\"0 0 264 264\" xmlns=\"http://www.w3.org/2000/svg\"><path fill=\"white\" fill-rule=\"evenodd\" d=\"M28 1H29V0H27V2H28ZM38 1H39V0H38ZM46 1H47V0H46ZM50 1H51V0H50ZM52 1L56 2V0H52ZM58 1H60V2H58L59 4H63L64 7H67L69 10H72V6H73V5H76V6H80V7H82V8H83L82 10H84V12L86 13V15H88L89 17L97 16V17H100L101 19H103L105 16H107L108 14H110V12H113V13H115V12L122 13L121 15H123V17H124V15H125V16H128V15L130 14V16L126 18V21L129 22V24L131 23V26L133 27L132 30H134V28H135L134 26H138V27H139V26L142 25L141 27H144L145 29H143V30H146V32L149 31V30H150L151 32H157V31H160V29H161L162 26L164 25L163 23H165V20H166V19H165V18H166L165 16H163V17H165V18H163V17L160 15L161 13H160V14H159V13H155L154 11H153V12H149V10H148V11L145 12L144 15L141 13L140 8H144V7H145V5L147 4V2H146L147 0H58ZM149 1H150V0H149ZM195 1H196V3H198L197 1H200V0H156L155 2H154V0H153V2L155 3V5L159 6V10H157L158 12L161 11V9H162L163 7H165L166 5H168V4H169V5L172 4L174 7H176V10H177V9L179 8L178 5H180V4H185V6H186V4L189 5V4H192V3L195 2ZM202 1H204V0H202ZM208 1H209V0H208ZM219 1H221V3L224 2V1H222V0H219ZM15 2H16V1H15ZM20 2H21V1H19V3H20ZM25 2H26V1H24V5H27ZM32 2H33V1H32ZM47 2H48V1H47ZM240 2H243V1H240ZM17 3H18V2H17ZM21 3H22V2H21ZM42 3H43V2L39 3L40 6H41ZM45 3H46V2H45ZM58 3H57V4H58ZM151 3H152V2H151ZM151 3H150V4H151ZM154 3H153V4H154ZM217 3H219V2H217ZM217 3H216V4H217ZM33 4H36V5H37V3H33ZM50 4H51V3H50ZM239 4H240V3H239ZM242 4H243V3H242ZM10 5H11V4H10ZM13 5H15V4H12L11 6L13 7ZM21 5L23 6V4H21ZM21 5H19V7H20ZM52 5H53V4H52ZM193 5H195V4H193ZM193 5H192L191 7H193ZM196 5H197V4H196ZM202 5H203V4H202ZM218 5H219V4H218ZM230 5H232V4H230ZM59 6H60V5H59ZM140 6H143V7H140ZM151 6L153 7L152 4H151ZM177 6H178V8H177ZM216 6H217V5H216ZM221 6H222V5H221ZM14 7H15V6H14ZM28 7H29V6H28ZM50 7H52V6L50 5ZM73 7H74V6H73ZM167 7H168V6H167ZM167 7H166V8H167ZM182 7H183V6H182ZM186 7H187V6H186ZM223 7H224V5H223ZM227 7H228V6H227ZM227 7H226V8H227ZM232 7H233V5H232ZM240 7H242V6H240ZM257 7H259V6H257ZM31 8L34 9V10L37 9V7H31ZM53 8H54V6H53ZM55 8H56V7H55ZM58 8H59V7H58ZM58 8H57V9H58ZM160 8H161V9H160ZM166 8H163V9L166 10ZM183 8H184V7H183ZM224 8H225V7H224ZM224 8H223V9H224ZM242 8H243V7H242ZM242 8H241V9H242ZM13 9L15 10V8H13ZM13 9H12V11H13ZM22 9L24 10V8H22ZM22 9L20 10V9L17 7L16 10H17V11H18V10H19V11H23ZM28 9H29V8H28ZM170 9H171V8H170ZM172 9H173V8H172ZM194 9H195V7H194ZM202 9H203L204 11L206 10V9H204V8H202ZM202 9H201V10H202ZM223 9H222V10H223ZM243 9H244V8H243ZM258 9H259V8H258ZM3 10L5 11V9H3ZM53 10H54V9H53ZM69 10H68L67 13H69ZM154 10H155V9H154ZM181 10H184V9L181 8ZM186 10H187V9H186ZM186 10H184V11H186ZM188 10H189V9H188ZM196 10H198V12H199V9H196ZM24 11L27 12V9L24 10ZM28 11L31 13V9L28 10ZM32 11H33V10H32ZM58 11H61V10L58 9V10H56L55 12H58ZM64 11H66V9H65ZM64 11L62 10V11H61V14H62V12H63V14L65 13V15H66L67 13L64 12ZM79 11H80V10H79V8H78V12H79ZM144 11H145V10H144ZM167 11H168V10H167ZM167 11H166V12H167ZM171 11H172V10H171ZM242 11H243V10H242ZM245 11H247V10L244 9V12H245ZM14 12H16V11H14ZM43 12H44V11H42L41 13L43 14ZM76 12H77V11H76ZM84 12H82V13H84ZM166 12H165V13H166ZM174 12H175V11H174ZM176 12H177V11H176ZM182 12H183V11H182ZM200 12H201V11H200ZM20 13H23V12H20ZM27 13H28V12H27ZM80 13H81V12H79L78 15L83 16V15L80 14ZM113 13H112V14H113ZM119 13H118V15L120 16ZM163 13H164V12H163ZM171 13H172V12H171ZM185 13H187V12H185ZM240 13H242L241 10H240ZM245 13H246V12H245ZM245 13H244V14H245ZM9 14H10V12H9ZM9 14H8V16H9ZM16 14L19 15V12H18V13L16 12L15 15H16ZM36 14L38 15V13H36ZM44 14H45V13H44ZM51 14H53V13H51ZM58 14L60 15V12H59ZM141 14H142V15H141ZM169 14H170V12H169ZM169 14H167V15H169ZM204 14H205V12H204ZM209 14H210V13H209ZM228 14H229V12H228ZM231 14H232V13L230 12L229 15H231ZM18 15H16V17H18ZM54 15H55V14H54ZM70 15H71V14H69V16H70ZM73 15L75 16V13H73ZM78 15H76V16H78ZM114 15H115V14H114ZM163 15H164V14H163ZM177 15H180V14L177 13ZM197 15H198V14H197ZM199 15H200V14H199ZM199 15H198V17H199ZM3 16H4V15H3ZM3 16H0V17H3ZM27 16H28V14L26 15L25 19L28 18ZM29 16H30V14H29ZM31 16H32V15H31ZM46 16H47V14H46ZM61 16H62V15H61ZM67 16H68V15H66V17H64V15H63L64 19L67 18ZM69 16H68V17H69ZM80 16H79V18L81 19ZM181 16H182V15H181ZM189 16H190V15L188 14V17H187V18H189ZM194 16H195V15H194ZM200 16H201V15H200ZM219 16H220V15H219ZM239 16H240V14H239ZM242 16H243V15H242ZM11 17H14V16H9V19H11ZM19 17H20V16H19ZM63 17H62V18H63ZM169 17H170V16H169ZM179 17H180V16H179ZM208 17H209V15H208ZM21 18H23V17H21ZM34 18H35V17H33V18L31 17L32 20H33ZM48 18L50 19V16H48ZM53 18H54V17H53ZM70 18H71V17H70ZM76 18H78V17H76ZM76 18H75V19H76ZM87 18H88V17H87ZM87 18H86V19H87ZM185 18H186V17H185ZM191 18H192V17H190V19H191ZM195 18H196V17H195ZM215 18H216V16H215ZM9 19H8V21H10ZM25 19H24V20H25ZM31 19H30V20H31ZM68 19H69V18H68ZM68 19H67L65 22H67V21L69 22L70 19H69V20H68ZM83 19H84V18H83ZM92 19H93V18H92ZM98 19H99V18H98ZM98 19H97V20H98ZM115 19H117V18H115ZM124 19H125V18H124ZM171 19H174V18H171ZM179 19H180V18H179ZM190 19H189V20H190ZM210 19H212L211 16H210ZM11 20H12V19H11ZM16 20H17V19H16ZM34 20L36 21V18H35ZM41 20H42V19H41ZM55 20L58 21V18L55 19ZM72 20H73V19H72ZM76 20H77V19H76ZM78 20H79V19H78ZM78 20H77V21H78ZM104 20H106V17L104 18ZM108 20H109V19H108ZM187 20H188V19H187ZM202 20H203V19H202ZM205 20H206V19H205ZM205 20H203V21L205 22ZM17 21L19 22V20H17ZM17 21H16V22H17ZM62 21H63V20L61 19V21H58V22H62ZM80 21H81V20H80ZM98 21H99V20H98ZM98 21H96V22L98 23ZM121 21H123V20H121ZM124 21H125V20H124ZM126 21H125V22H126ZM166 21H167V20H166ZM169 21H170V20H169ZM169 21H168V22H169ZM227 21H228V20H227ZM261 21H263V20H261ZM12 22H13V20H12ZM28 22H29V20H28ZM58 22H57V23H58ZM74 22H75V21H74ZM102 22H104V21H102ZM170 22H171V21H170ZM170 22H169V25H170ZM179 22H180V21H179ZM182 22H183V21H182ZM185 22H186V21H185ZM185 22H184V24H183V23H181V24H182V25H185ZM197 22H199V18H198V21H197ZM197 22H195L196 25H198ZM225 22H226V20H225ZM235 22H236V21H235ZM1 23H2V22H1ZM30 23H31V21H30ZM41 23L43 24V22H41ZM49 23H50V22H49ZM55 23H56V22H55ZM55 23H54V25H55ZM75 23H76V22H75ZM81 23H82V22H80V24H81ZM97 23H96V24H97ZM108 23H110V22H108ZM114 23H115V22H114ZM213 23H214V21H213ZM229 23H230V22H229ZM240 23H241V22H240ZM13 24H14V23H13ZM19 24L21 25V23H19ZM19 24H18V26L20 27V29H22L23 27L21 28V26H20ZM44 24H45V23H44ZM59 24H60V23H59ZM61 24L63 25V22H62ZM71 24H72V23H71ZM73 24H74V23H73ZM78 24H79V21H78ZM78 24H77V27L79 26ZM101 24H102V23H101ZM103 24H104V23H103ZM106 24H107V22H106ZM124 24H125V23H124ZM127 24H128V23H127ZM129 24H128V25H129ZM132 24H133V25H132ZM161 24H163V25L160 27ZM166 24H167V22H166ZM172 24H173V22L171 23V25H172ZM181 24H180V26H181ZM217 24H219V23L217 22ZM217 24H216V26H217ZM227 24H228V22H227ZM247 24H248V23H247ZM254 24H255V23H254ZM4 25H5V24H4ZM50 25H51V24H50ZM64 25H66V24H64ZM90 25H91V24H90ZM94 25H95V24H94ZM111 25H112V27H113V24H111ZM121 25H122V23H121ZM173 25H174V24H173ZM193 25H194V24H193ZM196 25H194L193 27H197ZM204 25H205V24H204ZM230 25H231V24H230ZM245 25H246V24H245ZM245 25H244V26H245ZM5 26H6V25H5ZM38 26H39V25H38ZM45 26H46V25H45ZM55 26L58 27V25H55ZM74 26H75V24H74ZM80 26H81V25H80ZM96 26H97V25H96ZM100 26H101V25H100ZM104 26H105V25H104ZM114 26H115V24H114ZM117 26H118V25H117ZM216 26H215V27H216ZM242 26H243V25H242ZM242 26H240L239 28H241ZM7 27H8V26H7ZM19 27H17V28H18L17 30H19ZM46 27H47V26H46ZM48 27H50V26H48ZM60 27H61L60 29L62 30L63 27H62V26H60ZM68 27H70V26L68 25ZM84 27H85V26H84ZM84 27H83V28H84ZM119 27H120V26H119ZM122 27H123V25H122ZM126 27H127V26H126ZM126 27H124V28H126ZM163 27L165 28L166 26H163ZM170 27H171V26H169V28H170ZM174 27H175V26H174ZM174 27H172V28H174ZM190 27H191V26H190ZM207 27H208V24H207ZM207 27H206V28H207ZM220 27H221V26H220ZM236 27H237V26H236ZM263 27H264V26H263ZM58 28H59V27H58ZM64 28H65V27H64ZM71 28H72V27H70V29H71ZM80 28H81V27H80ZM87 28H88V27H87ZM97 28H98V27H97ZM105 28H106V27H105ZM124 28H123V29H124ZM164 28H162V29L164 30ZM216 28H217V27H216ZM221 28H223V27H221ZM15 29H16V27H15ZM34 29H35V28H34ZM34 29H33V30H34ZM37 29H38V27H37ZM37 29H35V30H37ZM103 29H104V27H103ZM167 29H168V27H167ZM210 29H211V28H210ZM225 29L227 30V28H225ZM233 29H234V28H233ZM256 29H257V30H258V29H262V28H261V24H259V27H257ZM2 30L4 31V29H2ZM9 30H10V28H9ZM11 30H13V27H12ZM23 30H24V29H23ZM23 30H22V31H23ZM33 30H32V31H33ZM41 30H43V29H41ZM52 30H53V25H52ZM71 30H72V29H71ZM73 30H74V31H73ZM73 30H72L73 32H76V31H75V30H76V26H75V29H73ZM98 30H99V29H98ZM108 30H109V29H108ZM115 30H117V29H115ZM143 30H142V33L144 32ZM179 30H180V31H179ZM181 30H182V29L178 28V31H179V32H182ZM188 30H189V29H188ZM37 31H38V30H37ZM65 31H66V28H65ZM79 31H80V30H79ZM82 31H84V30H82ZM95 31H96V30H95ZM105 31H107V30H105ZM117 31H119V30H117ZM150 31H149V32H150ZM204 31H206V30H204ZM233 31H234V30H233ZM239 31H240V30H239ZM252 31H253V30H252ZM33 32H34V31H33ZM63 32H64V31H63ZM77 32H78V31H77ZM77 32H76V33H77ZM107 32H110V31H107ZM121 32H122V31H121ZM123 32H124V31H123ZM125 32H126V31H125ZM134 32H135V31H134ZM146 32H145V33H146ZM149 32H148V33H149ZM172 32H173V31H172ZM179 32H178V34H179ZM208 32H209V31H208ZM228 32H229V31H228ZM235 32H238V31H235ZM0 33H1V31H0ZM34 33H35V32H34ZM55 33H56V32H55ZM55 33H54V34H55ZM64 33H65V32H64ZM69 33H70V32H69ZM78 33H79V32H78ZM90 33H91V31H90ZM90 33H89V35H90ZM102 33H103V32H102ZM110 33H112V32H110ZM145 33H143L144 36H145ZM161 33H162V32H161ZM187 33H188V32H186V35H187ZM199 33H200V31H199ZM219 33H221V32H219ZM252 33H253V32H252ZM8 34H9V33H8ZM13 34H14V33H13ZM13 34H12V35H13ZM28 34H29V33H28ZM46 34H47V32H46ZM66 34H67V33H65L64 36H65ZM81 34H83V33H81ZM126 34H127V32H126ZM129 34H130V36H131V33H129ZM133 34H136V33H133ZM140 34H141V33H140ZM150 34H151V33H150ZM157 34H158V33H157ZM165 34H166V33H165ZM180 34H182V33H180ZM212 34H213V33H211V41H212V36H213ZM245 34H247V33H246V32H243V33L241 34V38H242V36L245 35ZM249 34H250V38H251L253 35H251V33H249ZM12 35H11V36H12ZM15 35H16V34H15ZM15 35H14V36H15ZM24 35H25V34H23V37H24ZM48 35H49V34H48ZM59 35H61V34L58 33V36H59ZM62 35H63V34H62ZM70 35H71V34H70ZM84 35H85V34H84ZM102 35H103V34H102ZM102 35H101V36H102ZM113 35H114V34H113ZM124 35H125V34H124ZM124 35H123V36H124ZM138 35H139V33H138ZM141 35H142V34H141ZM141 35H140V36H141ZM183 35L185 36V33H184ZM208 35H209V34H208ZM208 35H206V36L208 37ZM35 36H37V34H35ZM41 36H42V35H41ZM44 36H45V32H44ZM44 36H43V37H44ZM58 36H57V37H58ZM82 36H83V35H82ZM82 36H81V37H82ZM91 36L93 37V35H91ZM95 36H96V35H95ZM103 36H104V35H103ZM127 36H128V35H127ZM149 36H150V35H149ZM153 36H155V33L153 34ZM165 36H166V35H165ZM178 36H179V35H178ZM216 36H217V37L219 36L218 33L216 34ZM235 36H236V35H235ZM1 37H2V36H1ZM8 37H9V36H8ZM19 37H20V36H19ZM19 37H18V38H19ZM47 37H49V36H47ZM51 37H52V36H51ZM51 37H50V38H51ZM54 37H56V36H53V38H54ZM57 37H56V38H57ZM60 37H61V36H60ZM67 37H68V35H67ZM71 37H74V36L71 35L70 38H71ZM81 37H80V38H81ZM87 37H88V35H87ZM87 37H86V38H87ZM92 37H91V38L88 37V38H90V39L93 40ZM113 37H114V36H113ZM142 37H143V36H142ZM142 37H141V38H142ZM150 37H152V36H150ZM157 37H159V34H158ZM157 37H156V38H157ZM187 37H188V36H187ZM237 37H238V36H237ZM32 38H34V37H32ZM32 38H31V39H32ZM41 38H42V37H41ZM45 38H46V37H45ZM65 38H66V36L64 37V39H65ZM84 38H85V36H84ZM84 38H81L80 41L82 42ZM88 38H87V39H88ZM95 38H98V36L95 37ZM95 38H94V39H95ZM105 38H107V37H105ZM110 38L112 39V36L109 37V39H110ZM114 38H115V37H114ZM125 38L128 40L129 37H125ZM125 38H124V39H125ZM130 38H131V37H130ZM130 38H129V40H130ZM132 38H134V36H133ZM178 38H180V37H178ZM222 38H223L222 40H226V39H227V34H225V36H223ZM66 39H67V38H66ZM111 39H110V40H111ZM116 39H118V38H116ZM120 39H122V38H120ZM142 39H143V38H142ZM188 39H190V38H188ZM214 39H215V38H214ZM235 39H236V41H237V39H239V37H238V38H235ZM44 40H46V39H44ZM67 40H68V39H67ZM67 40H66V41H67ZM75 40H76V39H75ZM92 40H90V42H92ZM95 40H97V39H95ZM102 40H103V39H102ZM104 40H105V39H104ZM127 40H126V42H127ZM157 40H158V39H157ZM176 40H177L176 42L178 43V40H179V39H176ZM185 40H186V39H185ZM200 40H201V39H200ZM222 40H221V41H222ZM241 40H243V39H241ZM253 40H254V39H253ZM11 41H12V40H11ZM22 41H23V40H22ZM33 41H34V40H33ZM62 41H63V40H62ZM70 41H71V39H70ZM85 41H86V40H85ZM97 41H98V44L101 42V40H100V42H99V40H97ZM105 41H106V40H105ZM111 41H112V40H111ZM111 41H110V42H111ZM118 41H121V40H118ZM122 41H123V40H122ZM124 41H125V40H124ZM130 41H131V40H130ZM139 41H140V40H139ZM192 41H194V40H192ZM221 41H218V42H221ZM234 41H235V40H234ZM243 41H244V40H243ZM13 42H14V41H13ZM13 42H12V43H13ZM27 42H28V41H27ZM35 42H36V41H35ZM63 42H64V41H63ZM73 42H74V41H73ZM73 42H72V43H73ZM83 42H84V41H83ZM86 42H87V41H86ZM90 42H89V44H90ZM110 42H109V43H110ZM131 42H132V41H131ZM131 42H130V43H131ZM135 42H136V41H135ZM146 42H147V41H146ZM179 42H180V44L182 43L181 41H179ZM209 42H210V41H209ZM209 42H208V43H209ZM223 42H224V41H223ZM237 42H238V41H237ZM30 43H31V42H30ZM58 43H60V42H58ZM103 43H104V42H103ZM128 43H129V42H128ZM137 43H138V41H137ZM137 43H136V44H137ZM139 43H140V42H139ZM147 43H148V42H147ZM156 43H157V42H156ZM159 43H162V42H159ZM163 43H164V42H163ZM177 43L175 44V46H174V45H173V46L176 47V45H178ZM185 43H186V41H185ZM194 43H195V42H194ZM202 43H203V40H202ZM208 43H207V45H208ZM211 43H212V42H211ZM211 43H210V44H211ZM221 43H222V42H221ZM249 43H250V42L248 41V44H249ZM7 44H8V43H7ZM60 44H61V43H60ZM77 44H78V43H77ZM77 44H76V45H77ZM114 44H115V46H116L117 43L115 42ZM119 44H122V42L119 43ZM124 44H125V43H124ZM157 44H158V43H157ZM164 44H166V43H164ZM180 44H179V45H180ZM195 44H196V43H195ZM232 44H233V43H231L230 46H231ZM239 44H240V47H241L242 44H241V43H239ZM239 44H238V45H239ZM246 44H247V43L245 42V46H246ZM27 45H28V44H27ZM78 45H80V47H82L81 45H83V43L78 44ZM91 45H93V44H90V46H91ZM95 45H97V44H95ZM100 45L102 46V44H100ZM117 45H118V44H117ZM130 45H131V44H130ZM133 45H134V44H133ZM161 45H162V44H161ZM166 45H167V44H166ZM179 45H178V46H179ZM192 45H193V43L191 42V46H192ZM243 45H244V43H243ZM10 46H11V45H10ZM45 46H46V45H45ZM45 46H44V47H45ZM84 46H85V44H84ZM93 46H94V45H93ZM93 46H92V47H93ZM105 46H106V45H105ZM107 46H108V45H107ZM119 46H121V45H119ZM125 46H126V45H125ZM162 46H163V45H162ZM171 46H172V45H171ZM173 46H172V48H173ZM221 46H222V45H221ZM223 46H224V43H223ZM230 46H229V47L227 46L226 48L229 49ZM15 47H16V46H15ZM15 47H14V50H15ZM41 47H42V46H41ZM77 47H78V46H77ZM92 47H91V48H92ZM94 47H95V46H94ZM117 47H118V46H117ZM137 47H138V46H137ZM163 47H164V46H163ZM168 47H169V46H168ZM182 47H183V46H182ZM182 47H181V48H182ZM22 48H23V47H22ZM35 48H36V47H35ZM95 48H96V47H95ZM102 48H103V47H102ZM102 48H101V49L99 48V49H100V50H103ZM104 48H106V47H104ZM108 48H109V47H108ZM146 48H147V45H146ZM172 48H171V49H172ZM213 48H214V47H213ZM213 48H212V49H213ZM238 48H239V47H238ZM262 48H263V46H262ZM262 48H260V49H262ZM50 49H51V48H50ZM82 49H83V48H82ZM87 49H89V50H87V51H89V53H90V50H91V51L93 50V49H90V48H87ZM96 49H97V48H96ZM99 49H98V50H99ZM129 49H130V48H129ZM131 49H132V48H131ZM173 49H174V48H173ZM209 49H210V45H209ZM10 50H11V49H10ZM14 50H13V51H14ZM40 50H41V49H40ZM110 50H111V48H109L108 51H110ZM115 50H117V49H115ZM120 50H121V49H120ZM143 50H144V49H143ZM179 50H180V49H178V51H179ZM256 50H258V49H256ZM262 50H263V49H262ZM15 51H16V50H15ZM26 51H27V50H26ZM42 51H44V50H42ZM81 51H83V50H81ZM81 51H80V52H81ZM84 51H85V50H84ZM87 51H86L85 53H87ZM94 51H95V50H94ZM122 51H123V50H122ZM155 51H156V50H154V52H155ZM164 51H165V49H164ZM178 51H177V52H178ZM180 51H182V50H180ZM208 51H209V50H208ZM230 51H232V50H230ZM233 51H234V50H233ZM233 51H232V52H233ZM236 51H238V50H236ZM236 51H235V54H237V53L239 52V51H238V52L236 53ZM247 51H248V53H246V54H247V55H250V53H249L250 51H249V50H247ZM263 51H264V50H263ZM0 52H2V51H0ZM22 52H23V49H22ZM27 52H28V51H27ZM113 52H114V51H113ZM166 52H167V50H166ZM213 52H214V53H216V52L218 53V51H215V50H214ZM227 52H228V51H227ZM227 52L225 53L226 55L229 53V52H228V53H227ZM257 52H260V50L257 51ZM2 53H3V52H2ZM5 53H6V52H5ZM11 53H12V52H11ZM30 53H31V52H30ZM75 53H76V52H75ZM78 53H79V52H78ZM89 53H88V54H89ZM109 53H110V52H109ZM162 53H163V52H162ZM167 53H168V52H167ZM183 53H184V51H183ZM183 53H182V54H183ZM186 53H187V52H185V56H186ZM209 53H210V52H209ZM214 53H213V54H214ZM219 53H220V52H219ZM219 53H218V54H219ZM0 54H1V53H0ZM13 54H14V53H13ZM21 54H22V53H21ZM42 54H44V53H42ZM47 54H48V53H47ZM130 54H131V53H130ZM150 54H152V52H151ZM150 54H148V56H147L146 58H148V57L150 56ZM188 54H189V52H188ZM188 54H187V55H188ZM220 54H221V53H220ZM220 54H219V55H220ZM246 54H244V55H246ZM14 55H15V54H14ZM16 55H17V54H16ZM16 55H15V56H16ZM28 55H29V54H28ZM31 55H32V54H31ZM68 55H69V54H68ZM79 55H80V54H79ZM85 55H87V54H85ZM89 55H90V54H89ZM92 55H93V54H92ZM106 55H108V54H106ZM110 55H111V53H110ZM114 55H115V54H114ZM114 55H113V57H114ZM126 55H128V54H126ZM155 55H156V53H155ZM170 55H171V53H170ZM222 55H223V54H222ZM222 55H220V56H222ZM10 56H12V55H10ZM46 56H47V55H46ZM50 56H51V55H50ZM80 56H81V55H80ZM116 56H117V55H116ZM118 56H119V54H118ZM194 56H196V55H193V57H194ZM213 56H214V55H213ZM213 56H211V58H212ZM228 56H229V55H228ZM251 56H253V54H252ZM26 57H27V56H26ZM37 57H38V56H37ZM41 57H42V56H41ZM65 57H66V55H65ZM78 57H79V56H78ZM82 57H83V56H82ZM90 57H91V56H90ZM151 57H152V56H151ZM151 57H150V58H151ZM188 57H189V56H188ZM188 57H186V58H188ZM214 57H215V56H214ZM241 57H244V56H241ZM0 58H2L1 55H0ZM4 58H5V57H4ZM9 58H10V57H9ZM13 58H14V57H13ZM13 58H12V60H13ZM19 58H20V57H19ZM63 58H64V57H63ZM143 58H144V57H143ZM170 58H171V57H170ZM178 58H179V56H178ZM182 58H183V56H182ZM182 58H181V60H182ZM38 59H39V58H38ZM77 59H79V58H77ZM80 59H83V58H80ZM84 59H85V58H84ZM158 59H159V58H158ZM158 59H157V60H158ZM198 59H199V58H198ZM222 59H224V57H222ZM225 59H226V61H227V58H225ZM236 59H237V58H236ZM236 59H235V60H236ZM3 60H6V59H3ZM19 60H20V59H19ZM63 60H64V59H63ZM144 60H145V59H144ZM148 60H149V58H148ZM165 60H166V59H165ZM199 60H200V59H199ZM210 60H211V59H210ZM210 60H209V61H210ZM8 61H9V60H8ZM24 61H25V60H23V62H24ZM75 61H76V60H75ZM108 61H109V60H108ZM151 61H153V60H151ZM160 61H161V60H160ZM186 61H188V59H186ZM186 61H185V62H186ZM211 61H212V60H211ZM211 61H210V62H211ZM217 61H218V60H217ZM217 61H216V62H217ZM226 61H225V63H226ZM244 61H245V60H244ZM100 62H101V61H100ZM166 62H167V61H166ZM170 62H172V61H170ZM175 62H176V61H175ZM185 62H184V63H185ZM222 62L224 63L223 60H222ZM2 63H4V62H2ZM5 63H9V62H6V61H5ZM10 63L12 64L13 61L10 62ZM74 63H75V62H74ZM76 63H77V62H76ZM76 63H75V64H76ZM98 63H99V62H98ZM108 63H109V62H108ZM142 63H143V62H142ZM159 63H160V62H159ZM161 63H162V62H161ZM161 63H160V65L162 66ZM168 63H169V61H168ZM176 63H177V62H176ZM180 63H181V62H180ZM182 63H183V62H182ZM198 63H199V62H198ZM225 63H224V65H225ZM230 63H231V62H230ZM234 63H235V62H234ZM13 64H14V63H13ZM13 64H12V66H13ZM18 64H19V63H18ZM104 64H105V63H104ZM115 64H116V63H115ZM148 64H149V63H148ZM157 64H158V61H157ZM164 64H165V63H164ZM1 65H2V66H5L4 68H2L3 71H4V69L6 68V65H8V64H5V65L0 64V66H1ZM20 65H22V64H20ZM79 65H80V64H79ZM170 65H172V64H170ZM181 65H182V64H181ZM196 65H197V64H196ZM215 65H216V63H213L212 66L215 67ZM224 65L222 64V65H220V66H223V67H224ZM12 66H11V67H12ZM23 66H24V65H23ZM140 66L142 67L141 62H140ZM140 66H139V67H140ZM146 66H147V65H146ZM149 66H150V65H149ZM166 66H167V65H165V67H166ZM172 66H173V65H172ZM197 66H198V65H197ZM246 66H247V65H244L245 70H246V68H247ZM258 66H259V65H258ZM96 67H97V66H96ZM173 67H174V66H173ZM214 67H212V68H214ZM223 67H222V70H221L222 72L225 71V70H223ZM229 67H231V68L229 69V70H231V69H232V66L229 65ZM244 67H243V69H244ZM253 67H254V66H253ZM255 67H256V66H255ZM259 67H260V66H259ZM7 68L9 69L10 67L7 66ZM7 68H6V69H7ZM14 68H15V67H14ZM109 68H110V67H109ZM163 68H164V67H163ZM220 68H221V67H220ZM220 68H219V70H220ZM256 68H257V67H256ZM11 69H12V68H11ZM84 69H85V68H84ZM111 69H112V68H111ZM170 69H175V68H172V67H171ZM205 69H206V68H205ZM224 69H225V67H224ZM249 69H250V68H249ZM249 69H247V70H249ZM251 69H252V68H251ZM251 69H250V70H251ZM109 70H110V69H109ZM166 70H167V69H166ZM233 70H235V69H233ZM247 70H246V71H247ZM250 70H249V72H250ZM253 70H254V69H252V71H253ZM256 70H257V69H256ZM0 71H2V70H0ZM82 71H83V70H82ZM111 71H112V70H111ZM111 71H110V72H111ZM193 71H195V69H193ZM5 72H6V70L4 71V73H5ZM206 72H208V71H206ZM230 72H231V71H230ZM232 72H233V71H232ZM234 72H235V71H234ZM234 72H233V73H234ZM0 73H1V72H0ZM85 73H86V72H85ZM94 73H95V72H94ZM190 73H191V71H190ZM225 73H226V71L224 72V77L226 76ZM233 73H232V75H233ZM242 73H243V72H242ZM5 74H7V72H6ZM73 74H74V73H73ZM78 74H79V73H78ZM123 74H124V73H123ZM123 74H122V75H123ZM141 74H142V73H141ZM161 74H162V73H161ZM178 74H179V73H178ZM178 74H177V75H178ZM240 74H241V72H240ZM240 74H237V75H240ZM250 74H251V72H250ZM1 75H2V74H1ZM7 75H8V74H7ZM9 75H10V73H9ZM9 75H8V76H9ZM20 75H21V74H20ZM122 75H121V76H122ZM138 75H139V74H138ZM251 75H252V74H251ZM73 76H74V75H73ZM139 76H140V75H139ZM147 76H148V75H147ZM149 76H150V75H149ZM206 76H208V74H206ZM9 77H11V75H10ZM20 77H21V76H20ZM20 77H19V78H20ZM25 77H26V76H25ZM91 77H92V76H91ZM226 77H227V76H226ZM238 77H239V76H238ZM0 78H1V77H0ZM12 78H13V80H11V78H8V77H7V80H8V81H6L7 83L5 82L7 85H4L5 83L3 84V83L1 82L2 85H0V86H1L0 89H2V87L5 86V88L2 89V90H4V92H5V89L8 90V88H9V86H10V84L8 83L9 81H11L10 83L12 84V81L14 82V79L18 80L16 77H15V78L12 77ZM27 78H28V77H27ZM29 78H30V77H29ZM120 78H121V77H120ZM176 78H177V76H176ZM179 78H180V77H179ZM151 79H152V78H151ZM155 79H156V78H155ZM225 79H226V78H225ZM232 79H234V78H232ZM2 80H3V79H2ZM16 80H15V81H16ZM41 80H42V79H41ZM60 80H61V79H60ZM147 80H148V79H147ZM179 80H181V79H179ZM242 80H243V79H242ZM244 80H245V79H244ZM18 81H19V80H18ZM22 81H23V78H22ZM30 81H31V79H30ZM46 81H47V80H46ZM158 81H161V80H158ZM167 81H168V80H167ZM167 81H166V83H169V82H167ZM175 81H176V80H175ZM185 81H186V80H185ZM3 82H4V81H3ZM16 82H17V81H16ZM83 82H84V81H83ZM148 82H150V81H148ZM155 82H156V81H155ZM177 82L179 83L178 79H177ZM28 83H31V82H28ZM28 83H26V84L24 83V85H23L22 83H20V84H22L23 86H25V85H29ZM85 83H86V82H85ZM87 83H88V82H87ZM89 83H90V82H89ZM258 83L261 84V83H260V80H259ZM8 84H9V86H8ZM13 84H14V87H15L16 83L14 82ZM3 85H4V86H3ZM32 85H33V84H32ZM175 85H176V84H175ZM179 85H180V83H179ZM179 85H178V86H179ZM7 86H8V88H7ZM11 86H12V85H11ZM23 86H21V85L19 86V82H18V89H19V87H20V88L22 87V89H23ZM87 86H88V85H87ZM28 87H30V86H28ZM28 87H27V88H28ZM31 87H32V86H31ZM31 87L28 88V89H31ZM99 87H100V86H99ZM176 87H177V86H176ZM25 88H26V87H25ZM25 88H24V89H25ZM27 88H26V89H27ZM39 88H40V87H39ZM50 88H51V87H50ZM28 89L25 90V92H26V91L28 92ZM52 89H54V88H52ZM19 90H20V89H19ZM32 90H34V89H32ZM35 90H37V89L35 88ZM35 90H34V92H36ZM204 91H205V90H204ZM204 91H201V92H204ZM4 92H3V95L5 94ZM9 92H10V90L7 91V93H9ZM27 92H26V94H27ZM34 92H33V94L31 93V95H33V97H34V100H33V101L38 102V101H37V99H38L37 96H38V95H36V97H35V93H34ZM201 92H200V93H201ZM263 92H264V91H263ZM263 92H262V93H263ZM20 93H21V92H20ZM29 93H30V91H29ZM50 93H51V92H50ZM50 93L48 92V95H49V96H50ZM171 93H172V92H171ZM220 93H221V92H220ZM220 93H219V94H220ZM36 94H39V92H37ZM40 94H41V96H42V93H40ZM55 94L58 95V92L56 91ZM55 94H54V95H55ZM181 94H182V93H181ZM204 94H205V92H204ZM219 94H218V96H219ZM263 94H264V93H263ZM263 94H262V95H263ZM3 95H2V96H3ZM51 95H52V94H51ZM54 95H53V96H54ZM57 95H55V96H57ZM197 95H198V94H197ZM0 96H1V95H0ZM2 96L0 97V104L3 102V101L1 102ZM4 96H6V94H5ZM8 96H9V98H10V94H8ZM11 96H12V95H11ZM41 96L39 95L40 100H42V99H41ZM49 96H48V98H49ZM55 96H54V97H55ZM60 96H61V95H60ZM263 96H264V95H263ZM42 97L46 99L47 96L44 97V95H43ZM58 97H59V96H58ZM58 97H55L54 99H57ZM72 97H73V96H72ZM18 98H19V97H18ZM20 98H22V97H20ZM60 98H61V97H60ZM205 98H206V97H205ZM233 98L237 99V97H233ZM22 99H23V98H22ZM61 99H62V98H61ZM78 99H79V98H78ZM81 99H83V98H81ZM5 100H6V99H5ZM23 100H24V99H23ZM38 100H39V99H38ZM57 100H60V99L58 98ZM85 100H86V99H85ZM176 100H177V99H176ZM206 100H207V98H206ZM248 100H249V99H248ZM8 101H9V100H8ZM24 101H25V100H24ZM45 101H47V100H45ZM48 101H49V99H48ZM177 101H178V100H177ZM195 101H196V100H195ZM10 102H11V99H10ZM25 102H26V101H25ZM31 102H32V101H31ZM61 102H62V100H61ZM64 102L66 103L67 101L64 100ZM64 102H63V103H64ZM84 102H85V101H84ZM140 102H141V101H140ZM186 102H187V101H186ZM206 102H207V101H206ZM4 103H5V102H4ZM6 103H7V105H8V102H7V101H6ZM26 103H27V102H26ZM26 103H25V104H26ZM28 103L30 104V102H28ZM38 103H42V102L39 101ZM67 103H68V102H67ZM67 103H66V104H67ZM74 103H75V102H74ZM88 103H89V102H88ZM141 103H142V102H141ZM217 103H218V102H216V104H215V103H214V104L218 106L219 103H218V104H217ZM260 103H261L260 106H262V102H260ZM14 104H16V103H14ZM14 104H13V107L16 106V105H14ZM20 104H21V103H20ZM23 104H24V103H23ZM35 104H36V103H35ZM46 104H47V103H46ZM49 104H50V102H49ZM52 104H54V106H56L55 103H52ZM52 104H51V105H52ZM84 104H85V103H84ZM86 104H87V103H86ZM186 104H187V103H186ZM195 104H196V103H195ZM214 104H213V107H214ZM1 105H2V104H1ZM190 105H191V104H190ZM255 105H256V104H255ZM5 106H6V104H5ZM24 106H25V105H24ZM28 106H29V105H28ZM28 106H27V107H28ZM54 106L52 105V107L55 109ZM72 106H75V105H72ZM166 106H167V105H166ZM191 106H192V105H191ZM194 106H196V105H194ZM220 106H221V105H220ZM250 106H251V105H250ZM2 107H3V106H2ZM2 107H1V108H2ZM25 107H26V106H25ZM25 107H23V108H25ZM30 107H31V104H30ZM47 107H48V106H47ZM75 107H77V106H75ZM208 107H209V105H208ZM213 107H212V109H213ZM251 107H252V109H253V106H251ZM251 107H250V109H251ZM21 108H22V105H21ZM34 108H35V107H34ZM53 108H52V109H53ZM199 108H200V107H199ZM202 108H203V107H202ZM262 108H263V107H262ZM8 109H9V108H8ZM60 109H61V108H60ZM76 109H77V108H76ZM78 109H79V108H78ZM200 109H201V108H200ZM217 109H218V108H217ZM229 109H230V107H229ZM18 110H19V109H18ZM23 110L25 111V110H28V109L25 108V109H22V111H23ZM29 110H30V109H29ZM34 110H35V109H34ZM39 110H41V109H39ZM62 110H63V109H62ZM114 110H115V109H114ZM197 110H199V109H197ZM201 110H202V109H201ZM203 110H205V109H203ZM206 110H207V108H206ZM206 110H205V111H206ZM230 110H231V109H230ZM10 111L12 112L13 110L10 109ZM10 111H8V112L10 113ZM32 111H33V110H31V112H32ZM51 111H52V110H51ZM67 111H70V110L68 109ZM83 111H84V110H83ZM83 111H82V112H83ZM115 111H116V110H115ZM192 111H193V110H192ZM4 112H6V114H7V111H4ZM4 112H3V113H4ZM13 112H14V111H13ZM18 112H19V114L21 113L20 111H18ZM18 112H16V113H18ZM70 112H72V111H70ZM70 112H69V113H70ZM147 112H148V110H147ZM195 112H196V111H195ZM3 113H2V114H3ZM26 113H27V112H26ZM28 113H30V112H28ZM53 113H54V112H53ZM57 113H58V112H57ZM57 113L55 112V114H57ZM109 113H110V112H109ZM117 113H118V112H117ZM201 113H202V112H201ZM205 113H207V112H205ZM219 113H220V112H219ZM226 113H227V112H226ZM2 114H1V115H2ZM55 114H54V115H55ZM58 114H59V113H58ZM194 114H195V113H194ZM230 114H231V113H230ZM7 115H8V114H7ZM26 115H27V114H26ZM30 115H31V114H30ZM35 115H36V114H35ZM47 115H48V114H47ZM116 115H117V114H116ZM199 115H202V114L199 113ZM209 115H210V114H209ZM217 115H218V114H217ZM220 115H221V114H220ZM224 115H225V114H224ZM232 115H233V114H232ZM17 116H19V115L17 114ZM33 116H34V115H33ZM48 116H49V115H48ZM55 116H56V118H57V120H58V115H55ZM100 116H101V115H100ZM196 116H197V114H196ZM3 117H4V116H3ZM101 117H102V116H101ZM111 117H112V116H111ZM6 118H7L6 120L8 121V117H6ZM20 118H21V120H22V116H21V115H20ZM27 118H28V115H27ZM70 118H71V117H70ZM102 118L104 119V117H102ZM125 118H126V117H125ZM193 118H194V117H193ZM196 118H197V117H196ZM204 118H205V117H204ZM206 118H208V117H206ZM222 118H223V117H222ZM15 119H16V118H15ZM32 119H33V118H32ZM35 119H36V117H35ZM35 119H34V120H35ZM44 119H45V118H44ZM46 119H47V118H46ZM49 119H50V116H49ZM194 119H195V118H194ZM201 119H203V118L201 117ZM208 119H209V118H208ZM223 119H224V118H223ZM231 119H232V118H231ZM233 119H234V118H233ZM12 120H14V119H12ZM21 120H20L19 122H21ZM25 120H26V119H25ZM62 120H63V118H62ZM146 120H147V119H146ZM198 120H199V119H198ZM229 120H230V119H229ZM10 121H11V120H10ZM10 121H9V122H10ZM23 121H24V120H22V122H23ZM49 121H51V120H49ZM63 121H65V120H63ZM70 121H71V120H70ZM111 121H112V120H111ZM192 121H194V120H192ZM209 121H210V120H209ZM25 122H26V121H25ZM35 122H37V121H35ZM151 122H152V121H151ZM196 122H198V121H196ZM229 122H230V121H229ZM5 123L8 124V122H4V124H5ZM32 123H33V122H32ZM63 123H65V122H63ZM95 123H96V122H95ZM95 123H94V124H95ZM100 123H101V122H100ZM149 123H150V122H149ZM153 123H154V122H153ZM192 123H194V122H192ZM205 123L208 124V122H205ZM215 123L217 124L218 121L215 122ZM219 123H220V122H219ZM219 123H218V125H220ZM7 124H5V125H7ZM9 124L11 125V123H9ZM23 124H25V123L23 122ZM33 124H34V123H33ZM33 124H32V126H33ZM58 124H59V123H58ZM58 124H56V125H58ZM61 124H62V121H61ZM97 124H98V123H97ZM151 124H152V123H151ZM151 124H150V125H151ZM201 124H203V123H201ZM212 124H213V123H212ZM243 124H246V125H247V123H245V122H244ZM5 125H4V126H5ZM29 125H30V124H29ZM83 125H84V124H83ZM192 125H193V124H192ZM224 125H226V124H224ZM224 125H223V126H224ZM233 125H234V127H237V126H238V125L236 126L235 123H233ZM11 126H12V125H11ZM19 126H20L21 128H19ZM19 126H17L18 128H17V127L14 128V126H12L13 129H14V132H16L17 129H22V130L24 129V131H26V133L28 132L27 130H25V129L27 128L26 126H25L26 128H25L23 125H21V124H19ZM22 126H23L24 128H22ZM37 126H39V125H37ZM44 126H47V125H44ZM58 126H59V125H58ZM58 126H56V127H58ZM97 126H98V125H97ZM117 126H118V125H117ZM117 126H116V127H117ZM128 126H129V125H128ZM153 126H154V125H152V128H154ZM193 126H194V125H193ZM195 126H196V123H195ZM223 126H222V127H223ZM12 127H11V128H12ZM29 127H31V126H29ZM48 127H49V125H48ZM56 127H55V128H56ZM99 127H100V126H99ZM102 127H103V126H102ZM120 127H121V126H120ZM201 127H202V125H201ZM201 127H200V128H201ZM207 127H208V126H207ZM207 127H206V128H207ZM219 127H220V126H219ZM219 127H218V128H219ZM6 128H9V125H8V127H6ZM31 128H32V127H31ZM33 128H34V127H33ZM123 128H124V127H123ZM140 128H141V127H140ZM147 128H149V126H147ZM152 128H151V129H152ZM206 128H204V129H206ZM9 129H10V128H9ZM99 129H100V131L103 130V129L101 130V127H100ZM104 129H105V127H104ZM119 129H120V128H119ZM151 129H150V131H151ZM156 129L158 130V128H156ZM156 129L154 128L153 130H156ZM194 129H195V128H194ZM197 129H198V127H197ZM211 129H213V128H211ZM29 130H30V128H29ZM32 130H33V129H32ZM76 130H77V129H76ZM79 130H80V129H79ZM84 130H86V129H84ZM108 130H110V129H108ZM141 130H142V129H141ZM201 130H202V128H201ZM7 131H8V130H7ZM10 131L12 132L11 129H10ZM24 131H22V134L24 133ZM42 131H43V130H42ZM44 131H45V130H44ZM49 131H50V130H49ZM80 131H81V130H80ZM111 131H112V130H111ZM120 131H121V130H120ZM124 131H125V130H124ZM142 131H144V130H142ZM182 131H184V130H182ZM202 131H203V130H202ZM223 131H224V130H223ZM237 131H238V130H237ZM11 132H9L10 134H8V133H5V134H6V135H11V136H12V133H11ZM29 132L32 133L33 131H32V132L29 131ZM121 132H122V131H121ZM157 132H158V131H157ZM194 132H195V131H194ZM212 132H213V131H212ZM217 132H218V131H217ZM217 132H216V133H217ZM26 133H25V134H26ZM42 133H43V132H42ZM115 133H116V132H115ZM144 133H146V132H144ZM147 133H149V131H148ZM147 133H146V134H147ZM154 133H155V132H154ZM202 133H203V132H202ZM204 133H205V131H204ZM216 133H215V134H216ZM16 134H17V133H16ZM27 134H28V133H27ZM32 134H33V133H32ZM87 134H88V133H87ZM119 134H120V133H119ZM128 134H129V133H128ZM149 134H150V133H149ZM209 134H210V133H209ZM213 134H214V133H213ZM215 134H214V135H215ZM260 134H261V133H260ZM17 135H18V134H17ZM28 135H29V134H28ZM28 135H27V136H28ZM80 135H82V134H80ZM154 135H155V134H154ZM158 135H159V134H158ZM169 135H171V133H170ZM179 135H180V134H179ZM187 135H188V134H187ZM201 135H202V134H201ZM211 135H212V134H211ZM211 135H210V136H211ZM237 135H238V134H237ZM263 135H264V134H263ZM0 136H1V135H0ZM4 136H5V135H4ZM39 136H40V135H39ZM39 136H37V137L39 138ZM44 136H45V135H44ZM49 136H50V135H49ZM49 136H48V137H49ZM129 136H130V135H129ZM136 136H138V135L136 134ZM145 136H146V135H144V136H140V137H145ZM149 136H150V135H148V138H149ZM156 136H157V135H156ZM175 136H176V135H175ZM192 136H195V135H192ZM196 136H197V135H196ZM205 136H206V135H205ZM13 137H14V136H13ZM18 137H19V135H18ZM23 137H25L26 140H27V138H28V137L26 138L25 135H24ZM29 137H31V136H29ZM33 137H34V138H33ZM33 137H32L33 139L37 140V137H35V136H33ZM41 137H42V136H41ZM48 137H47V138H48ZM117 137H118V138H121V140H122V137H119V136H117ZM162 137H163V136H162ZM162 137H161V138H162ZM168 137H169V136H168ZM178 137H180V136H178ZM200 137H201V136H200ZM223 137H224V133H223ZM51 138H52V136H51ZM110 138H111V137H110ZM123 138H125V137H123ZM152 138L154 139V136L151 137V139H148V140H152ZM159 138H160V137H159ZM161 138H160V141L162 142ZM164 138H166V136H165ZM169 138H170V137H169ZM195 138L198 139L199 137H195ZM202 138H203V137H202ZM206 138H207V136H206ZM218 138H219V137H218ZM231 138L234 139V137H231ZM14 139H15V138H14ZM17 139H18V138H17ZM23 139H24V138H23ZM25 139H24V140H25ZM52 139H53V138H52ZM87 139H88V138H87ZM107 139H108V138H107ZM136 139H137V138H136ZM136 139H135V140H136ZM156 139H157V138H156ZM156 139H154V140H156ZM172 139H173V138H171V140H172ZM176 139H177V137H176ZM3 140H4V139H3ZM20 140H21V139H20ZM48 140H49V139H48ZM154 140H152V141H154ZM167 140H168V139H167ZM173 140H174V139H173ZM180 140H181V137H180ZM231 140H232V139H231ZM5 141H6V140H5ZM13 141H14V140H13ZM37 141H38V140H37ZM104 141H105V140H104ZM125 141H127L126 138H125ZM157 141H159V140H157ZM160 141H159V142H160ZM174 141H175V140H174ZM183 141H185V140L182 139V142H183ZM205 141H206V140H205ZM237 141H238V139H237ZM23 142H24V141H23ZM52 142H53V141H52ZM102 142H103V140H102ZM102 142H101V143H102ZM107 142H108V140H107ZM150 142H151V141H150ZM150 142H149V143H150ZM154 142H155V141H154ZM189 142H193V141H189ZM189 142L187 141V143H189ZM196 142H197V141H196ZM196 142H195V143H196ZM214 142H215V140H214ZM214 142L212 141L213 146H214ZM231 142H232V141H230V143H231ZM0 143H1V142H0ZM7 143H8V142H7ZM11 143H12V141H11ZM11 143H10V144H11ZM92 143H95V142L92 141ZM105 143H106V142H104V144H105ZM108 143H109V142H108ZM111 143H112V142H111ZM119 143H121V142H119ZM123 143H124V142H123ZM123 143H122V144H123ZM156 143H157V142H155V144L153 143V145H151V144H152V143H151L150 145H151L152 147H154V146L157 145ZM177 143H178V142L176 141V144H177ZM180 143H181V141H180ZM195 143L193 144V147L196 146ZM197 143H198V142H197ZM199 143H200V142H199ZM206 143H207V142H206ZM208 143H209V142H208ZM212 143H211V144H212ZM230 143H229V144H230ZM3 144H4V143H3ZM3 144H2V145H3ZM8 144H9V143H8ZM10 144H9V145H10ZM72 144H73V143H72ZM74 144H75V143H74ZM122 144H121V146H122ZM129 144H130V143H129ZM132 144H133V143H132ZM132 144H131V145H132ZM165 144H166V143H165ZM174 144H175V143H174ZM231 144H232V143H231ZM233 144H234V143H233ZM252 144H253V143H252ZM252 144H250V145H252ZM124 145H126V144L124 143ZM124 145H123V147H124ZM158 145H159V144H158ZM158 145H157V146H158ZM178 145H179V144H178ZM187 145H189V144H187ZM194 145H195V146H194ZM199 145H200V144H199ZM209 145H210V144H209ZM209 145H208V147H209ZM253 145H254V144H253ZM110 146H111V145H110ZM110 146H107V147H110ZM114 146H115L114 148H110V153L113 152V151L116 153L115 150L117 149V147H116V145H114ZM117 146H118V145H117ZM136 146H137L136 144H135V146L132 145V147H133L134 149H135ZM157 146H156V147H157ZM161 146H163V145H161ZM161 146H160V147H161ZM170 146H172V145H170ZM183 146H184V145H183ZM200 146H201V145H200ZM205 146H206V145H205ZM217 146H218V145H217ZM233 146H234V145H233ZM248 146H249V144H248ZM23 147H24V146H23ZM95 147H96V146H95ZM95 147H94V148H95ZM105 147H106V146H105ZM111 147H112V146H111ZM125 147H128V146H125ZM125 147H124V148H125ZM132 147H130V148H132ZM149 147H150V146H149ZM179 147H180V146H179ZM184 147H185V146H184ZM201 147H202V146H201ZM208 147H206V148H208ZM215 147H216V146H215ZM239 147H240V146H239ZM33 148H34V147H33ZM124 148H123V149H124ZM146 148H147V147H146ZM154 148H155V147H154ZM161 148H164V146L161 147ZM171 148H172V147H171ZM210 148H211V147H210ZM210 148H209V149H210ZM218 148H219V147H218ZM225 148H226V147H225ZM249 148L252 149V147H250V146L248 147V149H249ZM11 149H12V148H11ZM14 149H16V148H14ZM14 149H12V150H14ZM21 149H22V151L24 150L23 148H21ZM25 149H26V148H25ZM95 149H96V148H95ZM95 149H94V152L96 153V150H95ZM103 149H104V148H103ZM111 149H113V151H111ZM114 149H115V150H114ZM123 149H122V147H121V151H122ZM134 149H133V150H134ZM136 149H137V148H136ZM158 149H159V148H158ZM175 149H176V148H175ZM177 149H179V148H177ZM187 149H189V148H187ZM202 149H203V148H202ZM219 149H220V148H219ZM229 149H230V148H229ZM231 149H232V148H231ZM231 149H230V150H231ZM236 149H237V148H236ZM244 149H245V148H244ZM244 149H243V150H244ZM253 149H254V148H253ZM3 150H4V149H3ZM12 150H11V151H12ZM39 150H40V148H39ZM98 150H99V149H98ZM129 150H131V149L128 148V151H129ZM155 150H157V149H155ZM162 150H163V149H162ZM164 150H165V149H164ZM193 150L195 151L194 148H193L192 150L190 149V151H193ZM211 150H212L213 153L211 154V157H210V158H212V157H213L212 155L214 154V150H213L212 148H211ZM222 150H223V149H222V147H221V150H220V151H222ZM226 150H227V149H226ZM232 150H233V149H232ZM255 150H256V149H255ZM49 151H50V150H49ZM49 151H48V152H49ZM52 151H53V150H52ZM117 151H118V153L120 154L121 151H119V150H117ZM123 151H125V149H124ZM123 151H122V152H123ZM128 151H127V153H128ZM131 151H132V150H131ZM131 151H130V153H131ZM137 151L139 152V150H137ZM142 151H143V150H141V152H142ZM145 151H146V149L144 150V152H145ZM238 151H239V150H238ZM241 151H242V150H241ZM4 152H5V151H4ZM103 152H104V153H103ZM122 152H121V154H123ZM132 152H133V151H132ZM157 152H159V151H157ZM160 152L162 153L161 150H160ZM160 152H159V153H160ZM166 152H168V151H165V155L167 156L169 153L166 154ZM215 152L217 153L218 151H215ZM222 152H226V151L224 150V151H222ZM229 152H230V151H229ZM229 152H228V153H229ZM0 153H2V152H0ZM12 153H14V155H17V150L12 151ZM22 153H23V152H22ZM32 153H33V152H32ZM42 153H43V152H42ZM76 153H77V152H76ZM95 153H94V154H95ZM97 153H98V151H97ZM102 153L105 154L106 152L103 150ZM127 153H126V154H127ZM130 153H129V154H130ZM136 153H137V152H136ZM159 153H158L157 155H160ZM171 153H172V152H171ZM174 153H175V151H173L172 154H174ZM176 153H177V155H178V152H177V151H176ZM179 153H180V152H179ZM182 153H183V152H182ZM216 153H215V154H216ZM233 153H234V152H233ZM256 153H257V152H256ZM28 154H29V153H28ZM112 154H113V153H111V155H112ZM121 154H120V155H121ZM138 154H139V153H138ZM138 154H135V155H138ZM141 154H143V153H141ZM163 154H164V151H163ZM172 154H171V155H172ZM192 154H193V152H192ZM196 154H198V153H196ZM219 154H220V153H219ZM223 154H224V153H223ZM223 154H221V155H223ZM244 154H247V153H244ZM257 154H258V153H257ZM54 155H55V154H54ZM79 155H80V154H79ZM85 155H86V154H85ZM99 155H100V154H99ZM105 155H106V154H105ZM131 155H132V154H131ZM143 155H145V154H143ZM151 155H153V153H151ZM165 155H164V158H166ZM187 155L189 156V152H188ZM187 155H186V156H187ZM203 155H204V153H203ZM216 155H217V154H216ZM216 155H214V156L216 157ZM221 155H220V156H221ZM228 155H229V154H228ZM258 155H260V154H258ZM3 156H4V155H3ZM49 156H51V155H49ZM91 156H93V155H91ZM133 156H134V155H133ZM154 156H156V155H154ZM169 156H170V154H169ZM200 156H201V155H200ZM205 156H206V154H205ZM223 156H224V155H223ZM223 156L220 157L221 160L224 158ZM233 156H234V155H233ZM233 156H232V157H233ZM239 156H240V155H239ZM243 156H244V155H243ZM245 156H246V155H245ZM249 156H251V155H249ZM16 157H17V156H16ZM27 157H28V156H27ZM86 157H88V156H86ZM86 157H85V158H86ZM110 157H111V156H110ZM110 157H108V158H110ZM147 157H149V156H147ZM151 157H153V156H151ZM160 157H162V156H160ZM171 157L173 158V156H171ZM198 157H199V156H198ZM222 157H223V158H222ZM232 157H230V159H231ZM241 157H242V155H241ZM10 158H11V157H10ZM38 158H39V157H38ZM38 158H36V159L38 160ZM40 158H41V157H40ZM90 158H91V157H90ZM100 158H101V157H100ZM106 158H107V157H106ZM111 158H113V157H111ZM118 158L120 159V157H117L116 159H118ZM134 158L137 159L136 157H134ZM138 158H139V157H138ZM141 158H142V157H140L139 160H140ZM155 158H156V157H155ZM176 158H177V157H176ZM185 158H186V157H184V158L182 157L183 160H184ZM205 158L207 159V157H204V158L201 157V159H205ZM213 158H214V157H213ZM227 158L229 159L228 156H226V159H227ZM235 158H236V157H235ZM15 159H16V158H15ZM30 159H31V157H30ZM88 159H89V158H88ZM95 159H96V157H95ZM97 159H99V158H97ZM119 159H118V160H119ZM149 159H150V158H149ZM149 159H148V160H149ZM178 159L180 160L179 156H178ZM178 159H177V160H178ZM182 159H181L180 161H183ZM187 159L189 160V159H190V156H189ZM208 159H209V156H208ZM216 159H217V158H216ZM226 159H225V160H226ZM230 159H229V160H230ZM242 159H243V158H241V161H242ZM249 159H250V158H249ZM257 159H258V158H257ZM19 160L28 164V162L24 159V155H20V156H18V161H19ZM40 160H41V159H40ZM106 160H107V162H108V159H106ZM113 160H114V158H113ZM123 160H124V159H122V162H120V163H124ZM137 160H138V159H137ZM144 160H146V158H145ZM153 160H154V159H153ZM157 160H158V158H157ZM161 160H162V159H161ZM161 160H160V161H161ZM166 160H167V158H166ZM173 160H174V159H173ZM188 160H187V161H188ZM211 160H212V159H211ZM219 160H220V159H219ZM245 160H246V159H245ZM258 160H260V159H258ZM88 161H89V160H88ZM93 161H94V160H93ZM114 161H115V160H114ZM119 161H120V160H119ZM119 161L116 160L117 163H118ZM124 161L126 162V166H127V167H128V166H131V165L127 164L128 161H127L126 159H125ZM150 161H151V159H150ZM160 161H159V162H160ZM163 161H164V160H163ZM168 161L171 162V159L169 160V158H168ZM180 161H179V162H180ZM208 161H209V160H208ZM208 161H207V162H208ZM212 161H213V160H212ZM232 161H233V159H232ZM232 161H231V162L229 161L228 163H232ZM234 161H237V159H235ZM249 161H250V160H249ZM254 161H255V160H254ZM254 161H253V162H254ZM256 161H257V160H256ZM89 162H90V161H89ZM107 162H106V164H107ZM138 162H139V161H138ZM141 162H143V161H141ZM145 162H146V161H145ZM152 162H153V161H152ZM164 162H165V161H164ZM173 162H174V161H173ZM176 162H177V161H176ZM198 162H199V161H198ZM209 162H210V161H209ZM237 162L239 163V160H238ZM250 162H251V161H250ZM39 163H40V162H39ZM41 163H43V161H42ZM64 163H66V160H64ZM98 163H99V162H98ZM120 163H118V164H120ZM128 163H130V162H128ZM135 163H136V162H135ZM135 163H133V164H135ZM139 163H140V162H139ZM149 163H150V162H149ZM149 163H148V164H149ZM156 163H157V162H156ZM200 163H203V162H200ZM215 163H216V162H215ZM221 163H222V162H221ZM228 163H224V164H228ZM21 164H22V163H21ZM23 164H24V163H23ZM91 164H93V163H91ZM144 164H145V163H144ZM162 164H163V163H161L160 166H162ZM196 164H197V163H196ZM203 164H204V163H203ZM213 164H214V163H213ZM252 164H253V163H252ZM255 164H256V163H255ZM107 165H108V164H107ZM109 165H110V164H109ZM121 165H123V164H121ZM178 165L180 166V163H179ZM186 165H187V163H185V166H186ZM191 165H193V164H191ZM198 165H199V164H198ZM207 165H209V164H207ZM215 165H216V164H215ZM215 165H214V166H215ZM240 165H241V164H240ZM240 165L237 164L238 167H239ZM43 166H44V165H43ZM51 166H52V165H51ZM124 166H125V164L123 165V167H124ZM142 166H143V165H142ZM145 166H146V165H145ZM151 166H152V165H151ZM151 166H150V167H151ZM156 166H157V165H156ZM160 166L157 167V168H160V169H157V170H158L157 172H159V171L161 170V168H164V166H162V167H160ZM181 166H182V164H181ZM200 166H203V165H200ZM228 166H229V165H228ZM230 166H231V165H230ZM242 166L244 167V165H242ZM249 166L251 167V165H249ZM258 166H259V164H258ZM7 167H8V166H7ZM41 167H42V166H41ZM47 167H48V166H47ZM58 167H59V166H58ZM58 167H57V168H58ZM63 167H64V166H62V165L60 166V168H63ZM118 167H120V166H118ZM127 167H124V168H123V169L126 168V171H125V172L128 171ZM153 167H155V166H153ZM153 167H152V168H153ZM177 167H178V166H176V168H177ZM203 167H204V166H203ZM205 167H207V166H205ZM209 167H210V165H209ZM245 167H246V166H245ZM254 167H255V165H254ZM32 168H33V167H32ZM34 168H36V167H34ZM45 168H46V167H45ZM146 168H147V166H146ZM216 168L218 169V167H216ZM239 168H241V167H239ZM256 168H257V167H256ZM263 168H264V167H263ZM9 169H10V168H9ZM100 169H101V168H100ZM130 169H131V168H130ZM132 169H134V168L132 167ZM149 169H150V171H151V168H149ZM155 169H156V168H154V173H157V172L155 171ZM166 169H168V168H166ZM185 169H186V168H185ZM185 169H184V170H185ZM219 169H221V168H219ZM247 169H248V168H247ZM261 169H262V168H259V170H261ZM101 170H102V169H101ZM103 170H104V169H103ZM107 170L109 171V169H107ZM107 170H106V171H107ZM145 170H146V169H145ZM188 170L191 171L190 168H189ZM188 170H187V171H188ZM193 170H195V169H193ZM203 170H204V168H203ZM230 170H231V169H230ZM236 170H237V169H236ZM250 170H251V168H250ZM252 170H254V169H252ZM257 170H258V169H257ZM257 170H256V171H257ZM85 171H87V170H85ZM104 171H105V170H104ZM106 171H105V172H106ZM121 171H122V170H121ZM198 171H200V170H198ZM216 171H217V170H216ZM216 171H215V172H216ZM232 171H235V170H232ZM232 171H231V173H232ZM263 171H264V170H263ZM4 172H5V171H4ZM123 172H124V171H123ZM123 172L120 173V176L123 175V174H122ZM135 172H136V171H135ZM135 172H134V173H135ZM147 172H148V171H146V173H147ZM169 172H170V170H169ZM174 172H175V170H174ZM174 172H172V173H174ZM176 172H177V171H176ZM179 172H180V171H179ZM185 172H186V171H185ZM201 172H202V170H201ZM205 172H206V171H204V173H205ZM211 172H213V173H214V176H215L216 173L214 172V170H212ZM218 172H219V171H218ZM220 172H221V171H220ZM243 172H244V169H243ZM246 172H247V171H246ZM257 172H259V171H257ZM62 173H63V172H62ZM84 173H86V172H84ZM91 173H92V172H91ZM117 173H118V171H117ZM127 173H128V172H127ZM129 173H130V172H129ZM129 173H128V174H129ZM136 173H137V172H136ZM144 173H145V172H144ZM146 173H145V175H146ZM193 173H194V172H193ZM197 173H198V172H197ZM197 173H196V176H197ZM247 173H248V172H247ZM253 173H254V171H253ZM57 174H58V172H57ZM57 174H56V175H57ZM92 174H93V173H92ZM98 174H99V173H98ZM121 174H122V175H121ZM128 174H127V175H128ZM137 174H138V173H137ZM217 174H218V176H219L220 173H217ZM217 174H216V176H217ZM233 174H234V173H233ZM233 174H232V175H233ZM237 174H238V173H237ZM237 174H234V175H237ZM259 174H260V173H259ZM263 174H264V173H263ZM85 175H86V174H85ZM85 175H84V176H85ZM140 175H141V174H140ZM140 175H139V176H140ZM157 175H158V174H157ZM194 175H195V174H194ZM222 175H223V174H222ZM252 175H253V174H252ZM62 176H63V175H62ZM64 176H65V175H64ZM66 176H67V175H66ZM94 176H95V174H94ZM102 176L104 177L105 175L103 174ZM102 176H100V177H102ZM134 176H135V175H134ZM134 176H132V177H134ZM160 176H162V174H160ZM160 176H159V177H160ZM172 176H173V175H172ZM190 176H191V175H190ZM196 176H195V177H196ZM211 176H212V178L214 179L213 175L210 174V177H211ZM218 176H217V178H218ZM225 176H226V175H225ZM240 176H241V175H240ZM242 176H243V175H242ZM247 176H248V175H247ZM258 176H259V175H258ZM127 177H130V179L133 180L132 177H131L130 175L127 176ZM168 177H169V176H168ZM193 177H194V176H193ZM195 177L192 178V179H195ZM200 177H201V175H200ZM234 177L236 178V176H234ZM55 178H56V177H55ZM60 178H61V177H60ZM67 178H68V177H67ZM83 178H85V177H83ZM120 178H121V177H118V180H119ZM138 178H139V177H138ZM146 178H147V176H146ZM146 178H145V179H146ZM148 178H149V177H148ZM148 178H147V179H148ZM186 178L188 179L187 176H186ZM203 178H204V177H203ZM220 178H221V177H220ZM228 178H229V176H228ZM228 178H227V179H228ZM248 178H249V176H248ZM259 178H262L261 175H260ZM11 179H12V178H11ZM52 179H53V178H52ZM85 179H86V178H85ZM123 179H124V178H123ZM143 179H144V176H143ZM190 179H191V178H190ZM192 179H191V180H192ZM196 179H197V178H196ZM213 179H212V180H213ZM215 179H216V178H215ZM221 179H222V178H221ZM229 179H230V178H229ZM229 179L227 180L228 183H229ZM57 180H58V179H57ZM87 180H89V179H87ZM92 180H93V179H92ZM92 180H90V181H92ZM94 180H96V179H94ZM121 180H122V179H121ZM138 180H139V179H138ZM138 180H137V181H138ZM148 180H149V179H148ZM188 180H189V179H188ZM202 180H203V179H202ZM202 180H198V181H202ZM208 180H209V178H208V173H207V179H205V181H208ZM238 180H239V179H238ZM254 180H255V179H254ZM7 181H8V180H7ZM15 181H16V180H15ZM69 181H70V180H69ZM83 181H85V180L83 179ZM97 181H98L100 184H101V182H102L100 179H98ZM100 181H101V182H100ZM109 181H110V180H109ZM112 181H113V180L111 179V182H112ZM133 181H135V180H133ZM133 181H132V182H133ZM162 181H163V180H162ZM168 181H169V180H168ZM189 181H190V180H189ZM192 181H193V180H192ZM195 181H197V180H195ZM195 181H194V184L197 185V183H196ZM240 181H241V180H239V182H240ZM256 181H258V180H256ZM85 182H86V181H85ZM98 182H97V184H98ZM111 182H110V185L108 184L109 187H112V186H111V184H112ZM124 182H125V181H124ZM208 182H209V185H210V181H208ZM208 182H206V183H208ZM220 182H221V183H219V180H218V182H217V181H216V182L214 181V183H218L219 185H222V180H221ZM244 182H246V181H244ZM244 182H243V181L240 182V185L243 184V186H244V185H245ZM249 182H250V181H249ZM249 182H247V183H249ZM252 182H253V181H252ZM74 183L76 184V182H74ZM77 183H78L77 186H75V184H73L74 187H73V186H72V187H73L74 189H75L76 187H79V186H80V185H79V182H77ZM115 183H116V180H115ZM126 183H127V182H126ZM129 183L131 184V182H129ZM134 183H135V182H134ZM137 183H138V182H137ZM154 183H158V181L156 180V182H154ZM160 183H161V182H160ZM223 183H226V181L223 182ZM259 183H260V182H259ZM88 184H89V183H88ZM100 184H99V185H100ZM152 184H153V183H152ZM161 184H162V185H166L167 183H166V184L161 183ZM199 184H200V183H199ZM201 184H202V183H201ZM201 184H200V185H201ZM212 184H213V182H212ZM226 184H227V183H226ZM226 184H224V186H225ZM231 184H233V183H231ZM231 184H230V185H231ZM237 184H238V182H237ZM249 184H252V183H249ZM91 185H92V183L90 184L89 188H90V189H93V188L91 187ZM101 185H102V184H101ZM112 185H113V184H112ZM114 185H115V184H114ZM114 185H113V187H114ZM117 185H119V184H117ZM153 185H155V184H153ZM153 185H152V186H153ZM157 185H158V184H157ZM157 185H155V188H158ZM162 185H160V187H162ZM202 185H203V184H202ZM233 185H234V187H235V184H233ZM254 185H255V183H254ZM257 185H258V184H257ZM86 186H87V184H86ZM120 186H121V185H120ZM156 186H157V187H156ZM166 186H167V185H166ZM186 186H187V185H186ZM222 186H223V185H222ZM260 186H262V185H260ZM64 187H65V186H64ZM80 187H81V186H80ZM113 187H112V188H113ZM135 187H136V186H135ZM137 187H138V186H137ZM143 187H144V186H143ZM143 187L140 186V189L142 188L141 191L143 190ZM163 187H164V189H166V190H168V188H169V186H167L168 188H166L165 186H163ZM195 187H196V186H195ZM207 187H208V186H207ZM225 187H226V186H225ZM229 187H231V186H229ZM246 187H247V186H246ZM258 187H259V185H258ZM18 188H20V187H18ZM29 188H30V187H29ZM67 188H68L67 192H65L64 194H62L61 192H62L63 190L61 189V192H60L61 194H58V195H56V196H54V195H50V194H47V193H44V192H39V191H36V190H34V189H27V190H25V189H10V190H8V191L5 193L6 195H4V196H6V197H11L14 206H17L19 203H21V202H23V201H24V204H25V199H27L26 197L31 198L32 201H33V200H39V199H48L49 203H51L49 199H55V200H56L57 208H59V210H61V211H64V210L67 209V208H70V209H71V206H72V204H71L72 201H71V199H70L69 196H68V191L72 190V188L70 187V185H69ZM105 188H107V187H105ZM112 188H111V190H112V192H114V190H113ZM120 188H122V187H120ZM126 188H127V187H126ZM144 188L146 189V188H148V187L145 186ZM172 188L174 189V186H173ZM175 188H176V187H175ZM182 188H184V187H182ZM213 188H214V185H213ZM215 188H217L216 185H215ZM231 188H233V186H232ZM237 188H239V187H237ZM247 188H248V187H247ZM253 188H254V187H253ZM262 188H263V190H264V186L261 187V188H255V190H256V189H262ZM83 189H84V188H83ZM109 189H110V188H109ZM114 189H117V188H114ZM133 189H135V188H133ZM136 189H137V188H136ZM161 189H163V188H160V190H161ZM164 189H163V191H164ZM170 189H171V187H170ZM197 189H198V188H197ZM219 189H221L220 186H219ZM65 190H66V189H65ZM93 190H94V191H93V192H94V193H93V194H94L93 196L95 197V195H96V194H95V188H94ZM100 190H101V189H100ZM124 190H125V189H124ZM146 190H149V189H146ZM158 190H159V189H158ZM160 190H159V191H160ZM182 190H184V189H182ZM198 190H199V189H198ZM205 190H206V188H205ZM205 190L203 189V190H201V192H200V191H198V192H200L199 194H201L202 191H203V193H204ZM215 190H216V189H215ZM223 190H224V189H223ZM226 190H227V188H226ZM226 190H224V191H226ZM249 190H252V188H251V189L249 188ZM80 191H83V190H80ZM80 191H78V194L76 193V194H77L76 197L79 195L78 198H79V197L81 196V194H82V192H81V194H79ZM89 191H90V190H89ZM96 191H98V190L96 189ZM102 191H103V190H102ZM118 191H119V190H118ZM118 191H117V192H118ZM141 191H140V192H141ZM149 191H150V190H149ZM153 191H157V190H153ZM206 191H209V190L207 189ZM218 191H219V190H218ZM221 191H222V190H221ZM221 191H219V193H220ZM230 191H231V189H230ZM236 191H238V190H236ZM236 191H235V193H236ZM63 192H64V191H63ZM98 192H100V191H98ZM108 192H109V191H108ZM108 192H107V193H108ZM117 192H116V194H117ZM131 192H132V191H131ZM144 192H145V191H144ZM147 192H148V191H147ZM147 192H146V194H145L144 196H147ZM150 192H152V191H150ZM150 192H149V193H150ZM164 192H165V191H164ZM164 192H163V193H164ZM169 192H170V191H169ZM173 192H174V190H173ZM173 192L171 191V193H173ZM183 192H184V191H183ZM211 192H212V191H211ZM226 192H227V191H226ZM226 192H225V193H226ZM241 192H242V191H241ZM244 192H246V191H243V193H244ZM258 192H260V191L258 190ZM1 193H2V192H1ZM1 193H0V194H1ZM71 193L73 194V193H75V192L72 191ZM91 193H92V192H91ZM138 193H139V192H138ZM175 193H176V192H175ZM179 193H180V192H179ZM191 193H192V189H191ZM203 193L201 194V196L203 195ZM214 193H216V192H214ZM227 193H228V192H227ZM247 193H248V195H250L249 192H247ZM84 194H85V193H84ZM118 194H119V193H118ZM143 194H144V193L141 192L140 195L143 197ZM156 194H157V193H156ZM220 194H221V193H220ZM239 194H240V192L238 193V195H239ZM244 194H245V193H244ZM70 195H71V194H70ZM85 195H86V194H85ZM100 195H101V193H100ZM131 195H132V194H131ZM133 195H134V194H133ZM140 195H138V196H140ZM161 195H162V194H161ZM164 195H165V194H164ZM164 195H163V196H164ZM169 195H170V194H169ZM176 195H177V194H176ZM179 195L181 196V194H179ZM184 195H185V194H184ZM190 195H191V194H190ZM193 195H194V192H193ZM227 195L230 196L229 194H227ZM73 196H75V195L73 194ZM86 196H88V195H86ZM90 196H91V195H90ZM90 196H89V199L92 201V200H93V199L91 198L92 196H91V197H90ZM96 196H97V195H96ZM177 196H178V195H177ZM177 196H176V198H177ZM182 196H183V194H182ZM182 196H181V197H182ZM224 196H226V194H224ZM224 196H223V197H224ZM235 196H237V195L235 194ZM235 196H234L233 198H235ZM243 196H244V198H245V196L248 197L247 195H243ZM254 196H255V195H254ZM51 197H54V198H51ZM70 197H71V196H70ZM105 197H106V195H105ZM105 197H104V198H105ZM120 197H121V198H120V200L118 201V203L115 204V202L113 201L114 204H115V206H116V208H117L116 210L119 212L118 214H121V212L123 213V211H124L125 209H127V208H126V205H125V204H126V200H125V198L122 197V196H120ZM184 197H187V196H184ZM197 197H198V195H197ZM214 197H215V196H214ZM71 198H72V197H71ZM95 198H97V197H95ZM133 198H134V197H133ZM137 198H138V197H136V198H134V199L137 200ZM155 198H157V197H155ZM166 198H167V197H166ZM195 198H196V197H195ZM227 198H228V197H227ZM229 198H230V197H229ZM255 198H257V197L255 196ZM260 198H261V197H260ZM263 198H264V197H263ZM79 199H81V198H79ZM83 199H84V198H82V201H83ZM100 199H101V198H100ZM146 199H148V197H146ZM177 199H178V198H177ZM201 199H202V198L200 197V201H201ZM214 199H215V198H213V200H214ZM253 199H254V197H253ZM128 200H129V199H128ZM165 200H167V199H165ZM190 200H191V199H190ZM198 200H199V199H198ZM202 200H203V199H202ZM233 200H234V199H233ZM235 200H236V198H235ZM243 200H244V199H243ZM247 200H248V199H247ZM249 200H251V195H250V199H249ZM259 200H260V199H258V201H259ZM2 201H3V200H2ZM110 201H111V200H110ZM129 201H130V200H129ZM168 201L171 202V200H169V199H168ZM172 201H177V200H172ZM178 201H179V200H178ZM185 201H186V200H185ZM187 201H189V199H188ZM222 201H224V200H222ZM241 201H242V200H241ZM261 201H262V200H261ZM261 201H260V205H259V202L256 204V202H257L256 200H255L254 202H255V204H256L257 206H263V205H264V202H262L263 205H261ZM263 201H264V200H263ZM54 202H55V201H54ZM74 202H75V201H74ZM77 202H78V201H77ZM84 202H85V201H84ZM92 202H93V201H92ZM133 202H134V201H133ZM156 202H160V201H156ZM190 202H193V201H190ZM194 202H195V200H194ZM226 202H227V201H226ZM233 202H234V201H233ZM237 202H238V200H237ZM239 202H240V201H239ZM246 202H248V201H246ZM246 202H245V203H246ZM252 202H253V200H252ZM252 202L250 201L249 204H252ZM6 203H7V201H6ZM89 203L91 204V202H89ZM111 203H112V202H111ZM129 203H130V202H129ZM137 203H138V201H137ZM162 203L164 204V202H161L160 205H162ZM177 203H178V202H177ZM198 203H199V202H198ZM227 203L230 204L231 202H227ZM227 203H226V204H227ZM240 203H241V202H240ZM51 204H52V203H51ZM80 204H84V203H81V202L78 203L79 207H81ZM85 204H86V203H85ZM104 204H105V203H104ZM154 204H155V203H154ZM171 204H173V205H171V209H174V208H175V203L171 202ZM203 204H204V203H203ZM211 204H213V203H211ZM226 204H225V205H226ZM237 204H238V203H237ZM241 204L243 205V207L245 206V204H243V203H241ZM241 204H240V205H241ZM87 205H88V204H87ZM87 205H86V207H87ZM93 205H94V204H93ZM132 205H133V204H132ZM152 205H153V204H152ZM156 205H157V203H156ZM183 205H185V204H183ZM183 205L181 206V204H180V207H183ZM197 205H199V204L196 203V206H197ZM233 205H234V204H232V206H233ZM242 205H241V207H239V208H242ZM247 205H248V204H246V206H247ZM20 206H21V205H20ZM53 206H54V204H53ZM136 206H137V204H136ZM154 206H155V205H154ZM178 206H179V205H178ZM178 206H177V208H178ZM196 206H195V207H196ZM226 206H227V205H226ZM238 206H239V205H238ZM249 206H250V205H248V207H249ZM252 206L254 207L253 204H252ZM22 207H23V206H22ZM24 207H25V206H24ZM24 207H23V208H24ZM46 207H48V204L45 205V208H46ZM75 207H78V206H75ZM84 207H85V206H84ZM90 207H91V205H90ZM94 207H95V206H94ZM94 207H93V208H94ZM129 207H130V206H128V208H129ZM163 207H164V206H163ZM214 207H215V203H214ZM217 207H219V206H217ZM227 207H228V206H227ZM236 207H237V206H235V208H236ZM248 207H246V209H248ZM263 207H264V206H263ZM10 208H11V207H10ZM45 208H44V209H45ZM53 208H54V207H53ZM73 208H74V207H73ZM81 208H82V207H81ZM91 208H92V207H91ZM99 208H100V203H99ZM133 208H134V207H133ZM133 208H132V209H133ZM191 208H192V207H191ZM201 208H202V207H201ZM201 208H200V209H201ZM219 208H221V206H220ZM235 208L233 209V212L236 211ZM239 208H237V209H239ZM244 208H245V207H244ZM244 208H242V209H240V210L242 211ZM249 208H250V207H249ZM46 209H50V207H48V208H46ZM140 209H141V208H139V210H140ZM202 209H203V208H202ZM246 209H244V210H245V211H243L244 213L246 212ZM258 209H260V211L263 210L262 207H261V208H258ZM258 209H256V210H258ZM261 209H262V210H261ZM98 210H99V209H98ZM104 210H105V208H104ZM106 210H109V209L107 208ZM116 210H115V213H116ZM154 210H155V208H154ZM154 210L151 211V212L154 213ZM182 210H183V209H182ZM182 210H181V212H183V213L186 211V209H185V211H182ZM221 210H222V209H221ZM234 210H235V211H234ZM240 210H239V211H240ZM13 211H14V210H13ZM47 211H48V210H47ZM67 211H69V209H68ZM70 211H71V210H70ZM146 211H147V210H146ZM189 211H190V209H189ZM225 211H226V209H225ZM36 212H37V211H36ZM36 212H35V213H36ZM38 212H39V209H38ZM38 212H37V213H38ZM73 212H75V211H73ZM88 212H90V210H89V211L86 210V213H88ZM91 212H92V211H91ZM105 212H106V211H105ZM107 212H108V211H107ZM137 212H138V211H137ZM198 212H199V211H198ZM200 212H202V210H200ZM237 212H238V211H237ZM258 212H259V211H258ZM1 213H2V212H1ZM24 213H25V212H24ZM30 213H31V212H30ZM110 213H111V212H110ZM110 213H109V214H110ZM129 213H130V212H129ZM138 213L140 214V212H138ZM146 213H147V212H146ZM148 213H149V211H148ZM155 213H156V212H155ZM191 213H192V212H191ZM220 213H221V212H220ZM239 213H240V212H239ZM241 213H242V212H241ZM22 214H23V213H22ZM72 214H73V213H72ZM81 214L83 215V213H81ZM88 214H90V213H88ZM97 214H100V213H97ZM97 214H96V215H97ZM102 214H103V213H102ZM106 214H107V213H106ZM106 214H105V215H106ZM109 214H108V215H109ZM113 214H114V212H113ZM126 214H127V213H126ZM142 214H143V213H142ZM156 214H157V213H156ZM175 214H176V213H175ZM179 214H180V213H178V215H179ZM189 214H190V213H189ZM192 214H193L194 216H197V215H195L194 213H192ZM192 214H190V215H192ZM200 214H201V213H200ZM203 214H204V213H203ZM203 214H201L202 217H203V216L205 217V215H207V213H206L205 215H203ZM223 214H224V212H223ZM223 214H222V215H223ZM236 214L238 215V213H236ZM251 214H253V213H251ZM251 214H250V215H251ZM29 215H30V214H28V216H29ZM59 215H60L61 217L58 216V215H56V216H57L58 218H59V217L62 218V214H59ZM75 215H76V214H75ZM79 215H80V213H79ZM79 215H78V216H79ZM93 215H94V212H93ZM93 215H92V216H93ZM108 215H107V216H108ZM132 215H133V214H132ZM140 215H141V214H140ZM159 215H160V214H159ZM178 215H177V217L180 219V217H182V216H180L181 214L179 215L180 217H179ZM193 215H192V217L194 218ZM217 215H218V214H217ZM222 215H221V216H222ZM242 215H244V214H242ZM246 215H247V214H246ZM253 215H254V214H253ZM255 215H256V214H255ZM255 215H254V218L257 217V216H255ZM2 216H3V215H2ZM32 216H33V213H32ZM73 216H74V215H73ZM88 216H89V215H88ZM94 216H95V215H94ZM122 216H123V215H122ZM138 216H139V215H138ZM154 216H156V215H154ZM198 216H199V215H198ZM240 216H241V214H240ZM244 216H245V215H244ZM247 216H248V215H247ZM260 216H261V215H260ZM263 216H264V215H263ZM5 217H6V216H5ZM33 217L36 218L35 216H33ZM68 217H69V216H68ZM75 217H76V216H75ZM75 217H74V218H75ZM81 217H82V216H81ZM81 217H80V219H81ZM98 217L100 218V215H99ZM101 217H103V215H102ZM104 217H105V216H104ZM114 217H115V215H114ZM131 217H132V216H131ZM134 217H135V216H134ZM175 217H176V215H175ZM192 217H191V218H192ZM199 217H200V216H199ZM208 217H209V216H208ZM250 217L252 218L253 216H252V215L249 216V219H251ZM34 218H32V219H33V222H34V221L36 222V220H35ZM58 218H57V219H58ZM60 218H59V219H60ZM70 218H71V217H70ZM85 218H86V216H84V219H85ZM88 218H91V216L88 217ZM93 218H95V217H92L91 219H93ZM96 218H97V217H96ZM107 218H109V220H110V219H111V218H110V215H109ZM112 218H113V217H112ZM124 218H126V217L124 216ZM136 218H137V217H136ZM153 218H154V217H153ZM155 218H156V217H155ZM182 218L184 219V217H182ZM188 218H190V216H189ZM200 218H201V217H200ZM230 218H231V217H230ZM244 218H245V217H244ZM254 218H252V221L255 220ZM42 219H43V218H42ZM45 219H46V217H45ZM62 219H64V218H62ZM62 219H60L59 221L61 222ZM65 219H66V218H65ZM65 219H64V221H67V219H66V220H65ZM82 219H83V218H82ZM84 219H83V220H77V222H80V221H83V222H84ZM122 219H123V218H122ZM122 219H121L120 221L123 222L124 220H122ZM145 219H147V218H145ZM149 219H151V218H149ZM158 219H159V218L157 217V220H158ZM197 219H198V218H197ZM197 219H196V220H197ZM201 219H202V218H201ZM201 219H200V220H201ZM245 219H246V218H245ZM11 220H12V219H11ZM86 220H87V219H86ZM125 220H126V219H125ZM154 220H156V219H154ZM194 220H195V219H194ZM196 220H195V221H196ZM205 220H206V219H205ZM211 220L213 221L214 219H211ZM230 220H231V219H230ZM234 220H235V219H234ZM258 220H259V219H258ZM261 220H263V219L261 218ZM261 220H259V221L261 222ZM88 221H89V220H88ZM118 221H119V220H118ZM190 221H191V220H190ZM203 221H204V220H203ZM212 221H211V222H212ZM231 221H232V220H231ZM35 222H34V223H35ZM39 222H43V221H41V219H39ZM39 222H38V223H39ZM48 222H49V220H48ZM48 222H47V223H48ZM67 222H68V221H67ZM134 222H135V220H134ZM137 222H138V221H137ZM137 222L135 223L136 225H139V224L143 223V222H139V224H137ZM145 222H146V221H145ZM160 222H161V221H160ZM198 222H199V220H198ZM204 222H205V221H204ZM224 222H226V221L224 220ZM228 222H230V221H228ZM235 222H236V221H235ZM239 222H240V221H239ZM36 223H37V222H36ZM50 223H51V222H50ZM50 223H48V224H50ZM61 223H62V222H61ZM68 223L71 224V223H73V222H68ZM97 223H98V222H97ZM97 223H96V224H97ZM109 223H111V222H109ZM113 223H115V224H114L115 226H118V224H120V223L115 222V221H114ZM116 223H118V224L116 225ZM129 223H130V222H129ZM147 223H149V222H147ZM147 223H145V224L143 223L144 225L141 224L140 226H138V227H137L138 230H142V231H144V230H146V229H147V230H150V229H148L150 225H148ZM199 223H200V222H199ZM73 224H74V225H73ZM73 224H71V226H72V225L75 226V223H73ZM78 224H79V223H78ZM85 224H86V223H85ZM100 224H105V223H99V224H97V225L99 226ZM135 224H134V226H132V228L135 227ZM146 224H147V225H146ZM193 224H194V223H193ZM202 224H204V223H202ZM212 224H213V222H212ZM217 224H218V223H217ZM233 224H234V223H233ZM235 224H236V223H235ZM241 224H242V223H239V225H241ZM256 224H258V223H256ZM26 225H27V224H26ZM37 225H40V224H37ZM42 225H43V224H42ZM44 225H46V224H44ZM86 225H87V224H86ZM86 225H83V224H82V227L85 226L83 229H87V228H86ZM114 225H113V226H114ZM120 225H121V224H120ZM132 225H133V224H132ZM162 225H163V223H162ZM172 225H173V227H175V228H174V229H175V232H174V234H175V238L173 239L174 242L172 241V242L174 243V245H176V246H178V247H183V246L186 244L187 241L192 240V243L194 242L193 240H194V238H195V234H194V231H193V230H196V233H197V227H198V226H197L196 229H195V228H194V225H191V224H189V223L183 221L182 219L177 220V221H174V223H172ZM200 225H201V224H200ZM221 225H222V224H221ZM227 225H228V223H227ZM261 225H262V224H261ZM14 226H18V225H15V224H14ZM48 226H49V225H48ZM48 226H45V227L42 226L43 228H40V229H39V227H38V228L35 227V230H34V228H32L34 231H32L31 229H28V230H27V229H23V230H24V233H26V234H22V235H25V237L27 236V238H26L27 240H35L36 242H38V244H39V248H38V249H41V247H42L41 244H44L43 241H44L47 237H51V238H53V239H55V240H60V239H62V240L64 241V246L66 245V246L69 247V248L75 246V249L77 248V251L81 250V249H79V248H82V249L85 248L86 251H87V250H90V248H91L92 250H94V248H95L96 246L102 245V244L98 241V237H100V235L98 236V234H95V235H97V237L95 236V238H96L97 240H95V241H89L88 239H86V238H88V237H85V238H84V237H83L79 232H77V231H74V230H73V231H72V230H64L62 227H60V228H50L51 226H50V227H48ZM68 226L70 227V225H68ZM76 226H77V224H76ZM78 226H79V225H78ZM78 226H77V227H78ZM87 226H88V225H87ZM167 226H168V228H170L169 230H171V227H169V225H167ZM208 226H209V225H208ZM236 226H237V225H236ZM251 226H252V225H251ZM257 226H258V225H257ZM7 227H9V226H7ZM7 227H6V228H7ZM22 227L25 228L24 226H22ZM28 227H30V226H28ZM63 227H64V226H63ZM82 227H80V228L82 229ZM89 227H90V226H89ZM100 227H104V226H101V225H100ZM105 227H106V226H105ZM18 228H19V226H18ZM64 228H65V227H64ZM78 228H79V227H78ZM117 228H118L119 230H121V231H124V232L127 231V230L129 229V227H126L125 225H124V226H123V225L118 226ZM161 228H162V227H161ZM205 228H206V227H205ZM218 228H219V226H218ZM225 228H226V227H225ZM230 228H232V227H230ZM233 228H234V227H233ZM252 228H253V227H252ZM256 228H258V227H256ZM9 229H10V228H9ZM37 229H39V230H37ZM88 229L90 230V229H93V228H88ZM108 229H109V228H108ZM108 229H105V233L109 232ZM118 229H117V230H118ZM133 229H134V228H133ZM202 229H203V228H202ZM202 229H201V230H202ZM206 229H207V228H206ZM206 229H203V230L205 231L204 234H205L206 231H207ZM223 229H224V228H223ZM246 229H247V228H246ZM260 229H261V228H260ZM0 230H2V229L0 228ZM4 230H5V229H4ZM10 230H12V229H10ZM23 230H22V231H23ZM77 230H78V229H77ZM96 230L99 231V228H98V229L96 228ZM96 230L94 229L93 232L96 233V232H97ZM106 230H108V231L106 232ZM119 230H118V231H119ZM158 230H159V228H158ZM158 230H157V232H159V233L161 234V231H158ZM214 230H215V229H214ZM79 231H80V230H79ZM81 231H82V230H81ZM83 231H84V230H83ZM83 231H82V233L85 232V231H84V232H83ZM90 231L92 232V230H90ZM121 231H120V232H121ZM217 231H218V230H217ZM223 231H224V230H223ZM223 231H222V233L225 232V231H224V232H223ZM93 232H92V233H93ZM130 232H131V231H130ZM135 232H136V231H135ZM209 232H210V231H209ZM215 232H216V231H215ZM220 232H221V231H220ZM220 232H219V233H220ZM233 232H234V231H233ZM240 232H241V231H240ZM2 233H3V232H2ZM19 233H21V231H20ZM105 233H104V235H105ZM143 233H145V232H143ZM147 233H148V235H149L150 237L152 236V234L150 233V231L147 232ZM162 233H163V232H162ZM225 233H226V232H225ZM247 233H248V231H247ZM90 234H91V233H90ZM108 234H109L108 239H109V237L111 238V236H113V235L110 236V232H109ZM108 234H107V235H108ZM111 234H112V233H111ZM172 234H173V232H172ZM202 234H203V233H202ZM204 234H203V236H205ZM261 234H262V233H261ZM261 234H260V235H261ZM128 235L130 236V234H128ZM146 235H147V234H146ZM161 235H162V234H161ZM216 235H217V234H216ZM220 235H221V234H220ZM9 236H12V234L9 235ZM90 236H91V235H90ZM129 236H128V237H129ZM142 236H143V235H142ZM142 236H141V237H142ZM158 236H160V235H158ZM200 236H201V233H200ZM203 236H202V237H203ZM223 236H224V235H223ZM223 236H221V237H223ZM227 236H229V235H227ZM14 237H15V236H14ZM101 237H102V236H101ZM131 237H132V236H130L129 238H131ZM141 237H140V238H141ZM144 237H145V235H144ZM150 237H149V238H150ZM156 237H157V236H156ZM160 237H161V236H160ZM160 237H159V238H160ZM218 237H219V236H218ZM234 237H235V236H234ZM242 237H243V235H242ZM253 237H254V236H253ZM256 237H257V236H256ZM7 238H8V237H7ZM15 238H16V237H15ZM92 238H93V236H92ZM112 238H113V237H112ZM133 238H134V236H133ZM146 238H147V236H146ZM197 238H198V237H197ZM199 238H200V237H199ZM236 238H237V237H236ZM238 238H239V237H238ZM240 238H241V236H240ZM246 238H247V237H246ZM246 238H245V239H246ZM249 238L251 239V237H249ZM254 238H255V237H254ZM258 238H260V240L262 239L261 236H259ZM152 239L155 240L154 238H152ZM152 239H149V243H150V241H151ZM207 239H208L207 244H202V246H201V247H204L205 249L207 248V246H208L209 249H210V248H211V249H212V248H215V247L218 245V243H219L218 240H220V239H216V237H214V235H212L211 232L208 233V238H207ZM221 239H223V238H221ZM230 239H232V238H230ZM230 239H228V240H230ZM106 240H107V239H106ZM127 240H128V239H127ZM225 240H226V239H225ZM236 240H237V239H236ZM254 240H255V239H254ZM107 241H108V243H109V240H107ZM114 241H115V237L113 238V240H112L111 242H114ZM117 241L119 242L120 240H117ZM134 241H135V240H134ZM134 241H133V242H134ZM200 241H204V242L206 243V241L203 240V239H201ZM221 241H222V240H221ZM244 241H245V240H244ZM250 241H252V240H250ZM250 241H249V243H250ZM16 242H17L18 245H19V242H18L17 239H16ZM25 242H26V240H25ZM42 242H43V243H42ZM51 242H52V240H51ZM53 242L55 243L56 241H53ZM101 242H102V240H101ZM111 242H110L109 244H111ZM127 242H130V241H125V244H126ZM144 242H145V241H144ZM163 242H164V241H161V242H160V245H161V243H163ZM190 242H191V241H190ZM237 242H239V241L237 240ZM29 243H30V242H29ZM120 243H121V242H120ZM142 243H143V242H142ZM151 243H154V241H152ZM198 243H199V242H198ZM201 243H202V242H201ZM230 243H231V242H230ZM33 244H35V243H33ZM49 244H50V242H49ZM51 244H52V243H51ZM55 244H57L58 246L60 245L59 242H57V243H55ZM109 244H108V246L111 247V245H109ZM113 244H114V243H113ZM134 244H135V243H134ZM163 244H164V243H163ZM193 244H194V243H193ZM196 244H197V242H196ZM233 244H237V243H233ZM239 244H240V243H239ZM29 245H30V244H29ZM128 245H131V243H130V244L127 243V246H128ZM135 245H136V244H135ZM155 245H156V244H155ZM165 245H166V241H165ZM199 245H200V244H198V246H199ZM222 245H223V247H224L225 244H222ZM222 245H221V246H222ZM0 246H2V245H0ZM43 246H45V244H44ZM49 246H51V245H49ZM60 246H61V245H60ZM60 246H59V247H60ZM66 246H65V247H66ZM78 246H79V247H78ZM114 246H115V245H114ZM133 246H134V245H133ZM145 246H146V248H147V245L144 244V248H145ZM163 246H164V245H162V246H160V247L162 248ZM218 246H219V245H218ZM231 246H233V245L231 244ZM236 246H237V245H236ZM236 246H235V248H236ZM241 246H242V245H241ZM256 246H257V245H256ZM261 246H262V245H261ZM34 247H35V245H34ZM37 247H38V246H37ZM45 247H47V246H45ZM51 247H52V246H51ZM100 247H101V246H100ZM106 247H107V246H104V250L108 249V248H106ZM115 247H116V246H115ZM135 247H137V245H136ZM172 247H174V246H172ZM195 247H196V246H195ZM243 247H244V245H243ZM247 247H249V246H247ZM262 247H263V246H262ZM32 248H33V247H31L30 249L32 250ZM42 248H43V247H42ZM47 248L49 249V247H47ZM52 248H53V247H52ZM63 248H64V247H63ZM102 248H103V247H102ZM141 248L144 249L143 247H141ZM141 248L139 247V249H141ZM163 248L165 249L166 246H164ZM170 248H171V245H170ZM170 248L168 249V251H171V250H172V249L170 250ZM183 248H184V247H183ZM183 248H182V249H183ZM191 248H192V247H191ZM196 248H197V247H196ZM196 248H195V251L197 252V250L199 249V247H198L197 249H196ZM217 248H218V247H217ZM217 248H216V249H217ZM225 248H227V246H225ZM232 248H233V247H232ZM235 248H234V249H235ZM1 249H2V248H1ZM1 249H0V253H2L1 251H3L4 248H3L2 250H1ZM48 249H47V250H48ZM75 249H74V250H75ZM96 249H98V250H96ZM99 249H100L99 247H98V248H95V252H96V251H99ZM128 249H129V247H128ZM128 249H127V250H128ZM135 249H136V248H135ZM153 249H155V248H153ZM159 249H160V248H159ZM220 249H221V248H220ZM230 249H231V248H230ZM230 249H229V250H230ZM262 249H263V248H262ZM4 250H5V249H4ZM10 250H11V248H10ZM45 250H46V249H44V251H45ZM50 250H51V249H50ZM50 250H48V251H50ZM64 250H65V249H64ZM131 250H132V247H131ZM155 250H156V249H155ZM155 250L152 252V254L155 252ZM160 250H161V249H160ZM165 250H166V249H165ZM183 250H184V249H183ZM186 250H187V249H186ZM193 250H194V249H193ZM235 250H237V249H235ZM258 250H259V249H258ZM44 251H43V255H42V256H45V257L47 258V256H46V252H44ZM54 251L56 252V248L54 249ZM65 251H66V250H65ZM109 251H111V249H109ZM135 251H136V250H135ZM138 251H139V250H137V252H138ZM163 251H164V250H163ZM179 251H180V250H179ZM179 251H177L176 253L178 254ZM187 251H188V250H187ZM204 251H205V250H204ZM206 251H209V250H206ZM210 251H211V250H210ZM227 251H228V249H227ZM30 252H31V251H30ZM40 252H41V250H40ZM40 252H37V254L40 253ZM52 252H53V251H52ZM52 252H51V253H52ZM55 252H53V253H55ZM67 252H68V251H67ZM73 252H74V251H73ZM80 252H81V251H79L78 253H80ZM161 252H162V250H161ZM185 252H186V251H185ZM185 252H182V253L184 254ZM193 252H194V251H193ZM198 252H199V255H200V254L202 255V253H200V251H198ZM198 252H197V253H198ZM225 252H226V250H225ZM231 252H233L232 249H231ZM252 252H253V251H252ZM44 253H45V254H44ZM107 253H108V252L100 251V253L98 252V253H96V254H102V255L106 256ZM128 253H129V252H128ZM130 253H131V252H130ZM158 253H159V252L156 251V254H158ZM165 253H167V252H164L163 254H165ZM179 253H180V252H179ZM197 253H196V254H197ZM228 253H229V252H228ZM233 253H234V252H233ZM241 253H242V252H241ZM247 253H248V251H247ZM259 253H260V251H259ZM2 254L6 257V254H7V253H4V252H3ZM8 254H9V253H8ZM62 254H63V253H62ZM62 254H60V255H62ZM73 254H76V253L74 252ZM73 254H72V256L74 257ZM82 254H83V253H82ZM92 254H93V253H92ZM126 254H127V253H126ZM156 254H155V255H156ZM177 254H176V256H177ZM188 254H189V251H188ZM210 254H211V253H210ZM210 254H209V255H210ZM217 254H218V255H221V250L218 249V250H217ZM222 254H223V253H222ZM226 254H227V253H226ZM38 255H39V254H38ZM60 255H59V256H60ZM76 255H77V254H76ZM113 255H114V254H113ZM127 255H129V254H127ZM130 255H131V256H130V258H131L132 255H133V253H131ZM134 255H135V254H134ZM134 255H133V256H134ZM139 255H141V254H139ZM199 255H198V256H199ZM227 255H228V254H227ZM238 255H239V254H238ZM257 255H258V254H257ZM260 255H261V254H260ZM260 255H259V256H260ZM0 256H1V255H0ZM4 256H2V257H4ZM14 256L17 258V257H18L17 253H16ZM14 256H13V257H14ZM66 256H67V255H66ZM84 256H85V255H84ZM97 256H98V255H97ZM97 256H96V258H97ZM166 256H167V255H166ZM166 256L164 255V256H162V257L164 258V257H166ZM178 256H179V254H178ZM193 256H194V255H192V257L189 256V257H190V261L192 260L191 258H193V260L195 259ZM196 256H197V255H196ZM198 256H197V257H198ZM205 256H206V255H205ZM205 256H204V255L202 256V257H203V260H204V258H207V256H206V257H205ZM229 256H230V255H229ZM232 256H233V255H232ZM236 256H237V255H236ZM13 257H12V258H13ZM63 257H65V256L63 255L62 258H63ZM77 257H78V256H77ZM162 257H161V254H160V258H159V259H162ZM171 257H174V256L171 255ZM197 257H196V258H197ZM202 257H201V258H202ZM210 257H211V256H210ZM210 257H209V258H210ZM223 257H224V256H223ZM227 257H228V256H227ZM247 257H249V256H247ZM260 257H261V256H260ZM262 257H263V256H262ZM7 258H9V257H7ZM69 258H70V257H69ZM79 258H80V256H79ZM85 258H86V257H85ZM89 258H90V257H89ZM89 258H87V259H88V260H90V259L95 260L94 258H90V259H89ZM112 258H114V256H113ZM132 258H133V257H132ZM139 258H140V257H139ZM141 258H142V257H141ZM174 258H178V257H174ZM174 258H173V259H174ZM182 258H183V256H182L181 258H179L178 260H180V259H182ZM198 258H199V257H198ZM0 259H1V258H0ZM123 259H124V258H123ZM127 259H129V258H127ZM134 259H135V258H134ZM171 259H172V258H171ZM186 259H187L186 257H185V259H183L184 262H185ZM211 259H212V257H211ZM227 259H228V258H227ZM254 259H255V258H254ZM261 259H262V258H261ZM263 259H264V257H263ZM1 260H4V258L1 259ZM9 260H10V259H9ZM13 260H14V259H12V262H15V261L17 260L16 263L21 264V262H18V261H19L18 258H17L15 261H13ZM24 260H25V259H24ZM52 260H53V259H52ZM97 260H99V259H97ZM111 260H112V259H111ZM111 260H110V261H111ZM113 260H114V259H113ZM119 260H121V259H119ZM143 260H145V259H143ZM152 260H153V259H152ZM174 260L176 261V259H174ZM178 260H177V261H178ZM207 260H208V258H207L205 261H207ZM209 260H210V259H209ZM252 260H253V259H252ZM10 261H11V260H10ZM10 261H9V262H10ZM22 261H23V259H22ZM117 261H118V260H117ZM130 261L135 262L136 260H132V259H131ZM162 261H163V260H162ZM187 261H189V260H187ZM187 261H186V263H187ZM196 261H197V259H196ZM198 261H200V260H198ZM235 261H237V260H235ZM248 261H249V260H248ZM250 261H251V260H250ZM255 261H256V260H255ZM41 262L44 263V261H42V260H41ZM121 262H122V261H121ZM124 262H125V261H124ZM133 262H132V263H133ZM163 262H164V261H163ZM184 262H183V263H184ZM213 262L217 264V262H215L214 260H213ZM213 262H212V263L209 262V263L213 264ZM225 262H226V260H225ZM243 262H244V259H243ZM253 262H254V261H253ZM263 262H264V260H263ZM86 263H87V262H86ZM89 263H91V262H89ZM92 263H93V262H92ZM108 263H109V261L107 262V264H108ZM122 263H123V262H122ZM125 263H126V262H125ZM143 263H144V262H143ZM148 263H149V262H148ZM148 263H147V264H148ZM158 263H159V262H158ZM173 263H174V262H173ZM178 263H181V261H179ZM198 263H199V262H198ZM222 263H224V261H222ZM227 263H228V262H226V264H227ZM235 263H236V262H235ZM246 263H247V262H246ZM258 263H259V262L257 261V264H258ZM22 264H24V263L22 262ZM39 264H40V263H39ZM93 264H94V263H93ZM96 264H97V263H96ZM149 264H150V263H149ZM174 264H175V263H174ZM181 264H182V263H181ZM207 264H208V262H207ZM255 264H256V263H255Z\"/></svg>",
  "mask_w": 264,
  "mask_h": 264
}]
</instances>
